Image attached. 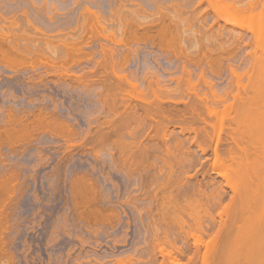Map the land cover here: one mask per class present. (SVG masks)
<instances>
[{
    "label": "rangeland",
    "instance_id": "obj_1",
    "mask_svg": "<svg viewBox=\"0 0 264 264\" xmlns=\"http://www.w3.org/2000/svg\"><path fill=\"white\" fill-rule=\"evenodd\" d=\"M121 1H123V2H121ZM197 1L198 0H184V1L183 0H94V1H92V0H81V1L80 0H76V1L75 0H0V16H1L0 17V20H1L0 25H1V27L5 26V29H6V30H4V29L2 30V28L0 27V32L2 31L0 33V37H2V36L4 37V40L2 39L3 37L0 38L1 39L0 40V67L2 66L0 68V74H1L0 75V91L4 95V92L9 89L7 92H5V95H6V96L4 95L5 98L0 93V95H1L0 96V104H2V103H3L2 105H4V104L5 105L6 104L7 105L8 104L9 105L15 104L14 101L19 102L17 104H20L25 99L24 103L25 102L29 103L26 101V100H29V101H31L30 102L31 106H34L35 102H36L37 106H39V105L42 106V104L43 105L48 104L46 106L50 107L49 111H51V110L53 111V112H51V114H52V115H50L51 117H49L50 119H48L47 121H45L43 123L40 122L39 124L37 121L35 124L36 126H34V128H30L29 129L30 131H27L28 129L26 131L25 130L24 131L23 130L14 131L13 129L11 131V129H9L10 133L8 131L5 133H2L3 134L2 137L0 136V143L4 144V145L0 144V145H2V146H0V178H1V181H3L2 178L4 177L5 174L7 175L10 172H11V174L14 173V175L8 174L9 176H12V178L14 176V181L11 180L10 185H8L9 181L5 182V184H4V182H3V184L0 183V188H1V190H0V203H1L0 204V241H1L0 242V248L2 249V250L0 249V264H76V262H77V264H79V263L85 264V262L87 264L88 262L91 261V259H93L92 257H95V255H97V256H100L101 254L104 255V254H106V252L110 256V257H107V259L112 260L114 258H117V257L123 255L125 252H127V253L134 252L133 250L135 249V247L136 248L138 247V248H140V250L142 249V251H143V247L146 248L147 246H145V245L146 244L149 245L150 244L149 242L153 241L152 240L153 236H154V238L156 235H157V237L160 236V238H161V236L163 237V235H162L163 233L162 234L159 233L160 227H161V232H162V230H164V232H166L165 231L166 229H163V227L164 228L167 227V230L172 234L173 238L175 237L174 238L175 241H174L173 238L171 239V237L168 236L170 240H173L172 243L174 245L178 246L181 244L180 246L181 247L183 246L182 249H183L184 253L178 254V255H181V257L179 256V259L183 263L184 262L189 263L190 262L189 259L194 257V255H195V254H193L192 257H190V255L194 251L191 250L192 253H190V248L192 247L191 249H193V246L189 247V244L192 243L193 238L191 235H190L191 237L189 236V234H190L189 232H192V233L196 232L197 233L198 231H196V230H198V227H196V226L194 227L195 222L192 220L191 217H189L190 215L188 214V212H190V210L188 209L189 206L187 203L191 202V203H193L195 205L197 204L199 206H201L203 204L204 207L205 206L207 207L209 213L211 212L210 214H213V215L215 214L214 216H216L217 212L220 211L225 205H226L225 207H227L228 204L231 205L230 207H232V208L235 206V208H233L234 210L231 208L232 209L231 213L236 211V209H237L238 205H240L239 203H241V201L238 202L236 200V202L235 201L234 202H235V204H237V202H238V204L235 205L233 203V205H232V201L230 200V197L232 194V192H231V189H232L231 185L232 184L229 183V181L231 182L233 180L234 182L238 183L239 179H241L240 175H238L239 172L236 173L238 171L237 169H238L239 165H237L238 167L236 168L235 164L232 166V163L230 162L231 160H226L228 163L226 161H224V162H226L228 165L225 163V165H226L225 167L227 168V166H228V168L226 169L224 166L220 167V168H222V171H220L221 170L220 168L218 169V167L216 168V167L212 166V163L214 161L210 160V158L212 157L211 150L208 151L205 158L201 157L199 161L198 160H193V161L185 160L187 156L191 158V155L188 152H185V150L184 151L182 150V152H181V150L178 151V147H179L178 143H177L179 141L178 131H180L183 126L186 127V125H188V127L196 128V130H198V128L200 129V127L203 128L204 126H206L205 123L201 119L202 116L204 117V114L206 116V113L203 111L204 109L200 108L201 110H198V111L196 110L197 113L194 112V110H192V112H193L192 113L190 111L192 108L189 107L191 104L193 106V105H196V102H198V99L195 96L196 91L201 90V92L203 91L205 93H208V91H209L208 86L205 88V86L200 85L202 83H200L198 85V83L200 81V76H201L200 75L201 74L200 69H202V71L205 69L204 72L206 71L205 76H208L207 78H209V79L206 78L208 81H212V82L216 83L219 87L225 86V85H222V83L226 84L228 79L230 78V75H229L230 71H228L229 69H227V68H228V66H230V63L231 62L234 63V61L233 60L232 61L227 60V58H226L227 56L225 57V60L222 61L223 63L220 60H219L220 62L218 60L216 61V59H218L216 57L217 56L216 54H217V51H219L220 49L216 50L215 46L217 48L219 45L218 44V42H219L223 45L224 50H225V48H227V50L228 49L230 50V48H232V47L234 48L235 38L231 37L232 36L231 32L226 31V30H229V29L232 30L235 26H237V27H235L234 30H232V31H234L232 33L233 34L237 33V35L235 34L236 36L239 35V32H242L243 34H245L246 31L243 32V30L250 26L249 25L250 22H252L250 24H252L255 27H258V25L260 23L261 27L260 26L259 27L261 29L264 26L263 24H261V23H264V12H262V11H264V9H263L264 5H261L260 3H259L260 5L259 4L254 5L256 0L255 1L251 0L250 1L251 4L253 3L252 6L256 7L258 10L255 8H254L255 9L254 10L252 6L250 7V10H249V6L246 4L247 5V8H246V5L242 4L243 2L240 3L242 5H240V4L237 5V6H244L242 8V7H237L236 5L232 6L231 0H228L231 3H228V2L226 3L223 0H220V1L219 0H217V1L216 0H206V1H209L208 4L206 3L205 0H203V2H201V3L197 2ZM225 1H227V0H225ZM120 2H121V4H120ZM222 2H224V3H222ZM194 3H196V5ZM197 3L198 4L200 3V6H198ZM224 4H226V5H224ZM227 4H231V5L228 6ZM218 5H221V7H219ZM84 6H86V7H84ZM226 6L231 7V8L226 9ZM261 6H263V7L261 8ZM90 7H92V8H90ZM233 7H235V9ZM86 8L90 10L89 11L90 13L87 12ZM194 8H196V10ZM84 9L87 13L84 12ZM193 9L195 11H193ZM201 9L203 12H201ZM222 9H224V10L222 11ZM239 9H240V11H239ZM241 9L242 10L244 9V10L242 11ZM207 10H208V13H207ZM196 11H198V12H196ZM255 11H257V12H255ZM258 11L260 13L261 12L262 13L260 15H258L259 14ZM80 12H82V14ZM83 12H84V14H83ZM193 12L194 13L196 12L197 15H196V13L194 14ZM213 12L216 14H214ZM248 12L250 13V15ZM78 13H79V15H78ZM142 13H143V16H142ZM160 13H162L163 19L160 18L161 17ZM89 14H90V18H91V19L89 18L90 22L88 21V16H87ZM229 14H231V15L229 16ZM2 15L3 16L5 15L4 19H3ZM94 15L97 17L98 20L96 19V17ZM206 15H207V17H206ZM248 15H249V17H248ZM82 16L83 17L87 16V17L83 18ZM120 16H121V18H119ZM164 16H165V19H164ZM178 17L181 18L183 21L181 19H179ZM183 17H184V19H183ZM236 18H237V21H240V23L239 22L238 23L242 24V25L244 24V27H245L243 30H242L243 27L241 29H239V32L237 30L239 27H238V23L236 21ZM27 19L30 22H32L34 25H36V27L41 28L43 30H44V28L48 29V27H50L49 29L52 32H49L50 36L48 38V41L52 47H56V48L59 47L57 49V51H58L57 53L59 54V56H61V54H62V56L59 57L60 61L58 60V58L55 57V55L51 54V52L53 50L50 51L48 49L49 50L48 52L47 51L44 52L43 49H45V48L42 49L43 53L41 51H36L35 55H34L35 57L33 55H28L25 57L24 55H21V54L18 55L17 53L10 50V48H11L10 46L14 45L11 43L25 42L26 37H28V36H30L31 38H37V39L41 40L40 38H42V37L39 36L41 33L38 31L37 33H39V34H37L36 31L38 29L33 28V26L31 24H28ZM86 19H87V22H86ZM200 19L203 20L204 22H201ZM26 20H27V23H26ZM103 20L104 21L106 20L107 22L106 21L102 22ZM212 20H214V21H212ZM126 21L129 25L126 24ZM177 21H179V22H177ZM211 21H212V23H211ZM254 21L256 23L259 21L257 23L258 25H255ZM3 22L5 23V25ZM11 22H13V23H11ZM79 22H80V24H79ZM247 22H248V24H247ZM10 23H11V25H9ZM16 23H17V25H16ZM58 23H59V25H58ZM146 23L148 24V26ZM149 23H150L151 27L149 26ZM169 23H171V24H169ZM2 24H3V26H2ZM14 24H15V26H14ZM47 24H48V26H47ZM86 24L88 27L83 26ZM216 24L218 25V27H220L219 28L220 30L218 29ZM51 25H52V27H51ZM127 25H128V27H127ZM137 25L139 27H136ZM167 25L170 28H168ZM198 25H200V26H198ZM209 25H210V28H209ZM219 25H221L223 28L229 27V29H224V32H223V28H221V26H219ZM224 25H226V26H224ZM232 25H235V26H233V28H232ZM161 26L163 27V29L161 28ZM164 26L166 29L164 28ZM8 27H10L9 30H8ZM29 27H30V29H29ZM186 27H187V29H186ZM259 27H258V29L257 28L255 29L256 30V32H255L256 36L259 32L258 31ZM26 28H28L29 30ZM79 28H81V29H79ZM188 28H190V29L188 30ZM145 29L147 30V33H145L146 32ZM195 29H196V31H195ZM217 29L224 34V35L221 34V36H220L221 37L220 39H222L221 41L217 39V38H219V36L217 35V32H219V31ZM261 30L263 31V29H261ZM33 31H35V33ZM56 31L58 33H56ZM74 31H76V32H74ZM82 31H83V35L87 36L86 39H85V37L82 36ZM151 31H153V32H151ZM225 31H226V33H225ZM262 31H261V33L264 34ZM77 32L80 35H78ZM181 32H183V33H181ZM184 32H186V33H184ZM227 32L228 33L230 32V34H228ZM12 33H14L15 38L13 37L14 35ZM65 33H67V34H65ZM126 33H128V34H126ZM155 33L157 35H155ZM161 33H162V35H161ZM200 33H201V35H200ZM207 33L211 36H209ZM210 33H213V34H210ZM214 33H215V36L217 35V37L213 36ZM4 34H5V36H4ZM7 34L8 35L11 34L10 37ZM32 34L34 37L31 36ZM54 34L56 36H54ZM58 34H59V36H58ZM146 34L148 35L147 37H146ZM164 34H165V36H163ZM181 34H183V35H181ZM247 34H250V33H247ZM16 35H19V38ZM37 35H38V37H37ZM60 35L62 37H60ZM67 35H68V37L69 36H71V37L68 38ZM112 35L113 36L116 35V36H114L112 38ZM158 35H161L163 37L160 38L161 36H158ZM258 35L261 36V34H258ZM41 36H44V35L41 34ZM57 36H58V38H57ZM168 36H170V37H168ZM246 36H245L246 39L244 38L246 42L248 39L252 40V39H250L252 37L255 38L254 41L259 42L258 39H260V38H256L255 35L254 36L248 35V37H246ZM44 37H46V36H44ZM186 37L189 40L186 39ZM13 38L16 39L17 42H15L13 40ZM60 38H62V40H63V38H64V40L68 39L70 42L73 41V43H74L73 46H76L77 44H79V45H77L78 47L81 45L80 48L82 47L83 44H84V46L81 48V50H80V48L76 49L77 47H73L75 50L79 51V52L76 51V53L74 52V54H75V57H74L73 51H71L74 49L70 48L69 49L70 51H68V49H66L67 47L65 48V47L61 46L59 44L60 43L59 41H61ZM74 38L76 41L74 40ZM103 38H104V40H103ZM140 38H142V39H140ZM158 38H160V41ZM206 38H209L208 42H207L208 39H206ZM7 39L9 42L7 41ZM84 39H85V42L87 44L84 42L82 43L81 40H84ZM157 39H158V41H157ZM225 39H226V41H225ZM263 39H264V35H263V38L261 40H263ZM43 40H45V38L44 39L42 38V40L39 42H43ZM123 40H124V42H123ZM148 40H150V41L148 42ZM162 40H165L166 42L164 41V43H167V45L163 44ZM11 41H14V42H11ZM92 41H93V43H92ZM117 42H119V44H117ZM142 42L145 43L146 45L143 44ZM251 42H253V41H251ZM1 43H4V44H1ZM57 43H58V45H57ZM113 43H115V44H113ZM214 43H215V46H214ZM241 43H244V42H241ZM261 43L263 45L262 44L258 45V43H257L256 46H259L260 48H261V46L264 47V42H261ZM54 44H56V45H54ZM209 44H210V46H209ZM103 45L105 47H103ZM150 45H152V46H150ZM168 45H170V46H168ZM181 45H183V46L181 47ZM200 45H203L202 46L203 48ZM228 45H229V47L230 46L231 47L228 48ZM1 46H5V47L1 48ZM42 46H45V45L42 44ZM195 46H197V47H195ZM206 46H208V47L206 48ZM240 46L242 47V46H244V44L243 45L241 44ZM12 47L13 48L15 47L14 49H16L15 45ZM61 47H63V48H61ZM150 47L153 49H151ZM193 47H195V48H193ZM64 48H65V50H64ZM182 48H184L185 50ZM212 48L215 49L214 52L210 51ZM260 48H257L258 51ZM253 49H255V47L254 48L251 47L250 50L253 51ZM257 49H255V50H257ZM5 50H7V52ZM158 50H159V52H158ZM162 50H164V51H162ZM205 50H209V52H206L207 54L209 53V55H210L208 60L204 59V60L200 61L201 64L200 63L195 64L194 62L193 63L191 62L192 65L189 64L190 63L189 58L190 59L195 58V57L200 58V56H202L201 52L205 51ZM255 50H254V52H255ZM1 51H2V53H1ZM67 51H68V53L71 52L72 54L67 53L68 55L65 56ZM87 51H88V53H87ZM92 51H94V52H92ZM127 51H129V52H127ZM248 51H249V49H248ZM258 51L256 52V54L261 55V50H260V52H258ZM37 52H40V54ZM104 53H105V55H104ZM258 53H260V54H258ZM127 54H128V56H127ZM63 55L65 57H63ZM211 55H213L214 58ZM225 55H227L226 52H225ZM18 56H19V58H18ZM20 56H21V58H20ZM29 56H32L33 59H32V57L29 59L28 58ZM41 56H43V59L39 58ZM261 56H264V55L262 54ZM261 56H260V59L262 58ZM45 57L49 61L50 60L51 61L57 60V61L49 63V62H47L48 60ZM123 57L125 60L122 59ZM126 57H127V59H126ZM1 58H2V61H1ZM53 58L55 60H52ZM64 58H65V60L67 59L66 60L67 62L64 60ZM178 58H180V59H178ZM68 59H70V61ZM263 59H264V57L262 58V61L261 60L260 61L263 62L264 61ZM127 60H128V62H125ZM58 61L60 62L59 64H58ZM105 62H107V63H105ZM178 62H181V63H178ZM43 63H45V64L47 63L46 65H48L49 68L51 67V66H49V64L51 65L53 63V65H52L53 67H51L52 69L50 68V70H48L49 68L47 69V66H44ZM185 64H186V67L188 69L186 68L184 70L183 66ZM205 64H207L209 66H207ZM211 64H212V66H211ZM8 65H10V66H8ZM41 65H43L44 67H41ZM58 65H59V68H58ZM6 66L10 67V69L9 68L6 69ZM28 66H29V68H28ZM37 66L38 67L40 66V67L38 68ZM20 67H21V69H20ZM22 67H23V71H21ZM32 67L35 70L32 71ZM14 69H16V70H14ZM36 69H37V71H40V72H37ZM43 69L47 70L48 72H46ZM56 69H58V70H56ZM68 69H69L70 73L68 72ZM167 69H169V73H168ZM222 69L225 73L222 71ZM7 70H8V72H7ZM66 70H67V72H65ZM11 71L12 72L14 71V72L12 73ZM24 71H28V72L25 73ZM51 71H52V74L56 73L59 77H62L65 79H63V80L61 79L60 84H59L58 81L60 78L58 80L55 79V78H58V76L55 77L56 75L53 74L54 75L53 80L50 82V80L52 79V74H47V73H51ZM53 71H55V72H53ZM59 71H61V72L59 73ZM101 71H103V72H101ZM171 71H173V73ZM187 71H188V73H187ZM199 71H200V73H199ZM64 72H65L66 76H64L65 75ZM83 72L85 74L87 73L86 74L87 76H85L86 79H84V78L82 79V77L85 75V74L83 75ZM88 72H90L91 74ZM20 73H22V74H20ZM68 73L71 75V76L70 75L69 76L71 78H73L72 80L70 77L67 76ZM75 73H76V75H75ZM123 73H124V75H123ZM218 73H219V75H217ZM3 74H4V76L2 77ZM72 74H74V75H72ZM224 74L227 76H225ZM6 75H8V76H6ZM14 75L15 76L17 75L16 76L17 78L14 77ZM22 75H24L26 77H24ZM28 75L32 79H30L28 77ZM47 75H49V77L51 78L50 80H49V77ZM160 75H162V76L160 77ZM171 75L174 77V80L170 79L171 80L170 81L169 77ZM20 76H22V77H20ZM40 76H42V78H41L42 80H39ZM73 76H77L78 79L80 78L79 80H76L77 78L75 79L77 84L74 82L75 77H73ZM99 76H100V78H99ZM175 76H177V77H175ZM218 76L222 80H219ZM4 77H7L8 82L6 81V78H4ZM27 77H28L29 81L36 79L39 82H37L36 80H34V81H36L37 84L34 81H32L33 84H31V82L30 83L26 82ZM46 77H48L49 81L46 80L47 79ZM130 77H132V78H130ZM185 77H187V78H185ZM19 78H21V79H19ZM23 78H25L26 81H24ZM176 78H178L179 80L178 79L176 80ZM157 79H158L159 83H156ZM121 80L122 81L124 80V81L122 82ZM191 80L193 82H195V84H194L195 86L196 85L200 86V88L197 86L199 89H197V87H194L197 89V90L195 89L196 91H194V89L191 87V86H193V82ZM9 81H10V83H9ZM41 81L42 82L46 81L48 84L43 82L44 85H42ZM53 81L54 82L56 81L55 84ZM68 81L71 82V84H69ZM125 81H127V82L125 83ZM130 81L133 84L135 83V85H133ZM163 81H165L164 84L165 83H168V84H166V85L162 84ZM197 81H198V83L196 84ZM16 82L17 83L21 82V84L23 83L25 85L24 89L26 87L25 91H27V93L24 92L25 93L24 96L27 97L28 95L31 94L29 96V99L22 98V94L20 92H18L19 89L17 87L18 85L16 84ZM63 82L65 83V85H63ZM66 82H68L67 83L68 85L66 84ZM72 82H74L75 84ZM190 82H192V83H190ZM7 83L10 84L11 86L8 85ZM39 83H40V85H39ZM82 83L85 84V87H84V85L82 86ZM154 83H155V85H154ZM30 84H31V86H30ZM73 84H74V87H72ZM150 84H151V87H149V89H147V87ZM179 84H180V87L178 86ZM33 85H35V87ZM90 85L92 86V88L90 87ZM113 85H115L116 87ZM162 85L166 88V90L168 89L167 91H164L163 94L161 92L162 89H161V91H159L160 87L165 89L164 87H162ZM57 86H60V87H57ZM68 86H70V88H74V90L77 89L76 91H78V92L75 91L76 92L75 93L73 91V89L70 90ZM168 86L170 87V90H169ZM10 87H11V89H10ZM16 87H17V89H16ZM36 87L39 89H37ZM81 87H83L84 94L87 97L84 94L80 95V92L82 91ZM32 88H33V90L34 89L35 90L33 91ZM48 88H49V90H48ZM85 88L87 91L85 90ZM150 88H151V90H150ZM79 89H80V91H79ZM146 90H148V91H146ZM152 90H153V92H152ZM154 90L156 91V93L158 92L157 94L159 96H157V94L154 92ZM10 91H12L11 92V94L13 93L12 95H10ZM85 91H86V93H85ZM118 91H119V93H118ZM108 92H110V93H108ZM112 92H114L115 94ZM136 92H138V93H136ZM140 92L142 94H139ZM81 93H83V92H81ZM130 93H131V95H130ZM164 93H165V95H164ZM7 94H8V96H11V98L7 97ZM32 94H36V95H32ZM43 94L46 95L47 97H45ZM15 95H18V98L21 97V101H20V99L16 98ZM57 95H58V97H57ZM40 96H41V100H40ZM43 96L46 98L45 100L43 99L44 98ZM13 97L16 99H14ZM48 97L51 99V101H50V99L47 100ZM55 97H56V99H55ZM84 97H86V98H84ZM36 98H38L37 99L38 102L36 101ZM11 99H14V100H11ZM32 100L33 101L35 100L33 102V104H32ZM57 100H58V102H57ZM54 103H55V105L57 104L56 107H55ZM49 104L51 106L52 105H54V106L51 107ZM75 105H77V106L75 107ZM61 106H63V107H61ZM68 106H70V107H68ZM156 106H158L159 108ZM54 107H55V109H54ZM195 107H197V106H195ZM51 108H53V109H51ZM64 109H67V110L65 111ZM69 109H71L72 112H71V110L68 111ZM161 109H163V110H161ZM180 109H182V112ZM185 110H187V112ZM57 112H59L60 114L59 113L56 114ZM198 112H200V113H198ZM54 113H55V115H54ZM221 113L222 114L225 113V114H223V117L225 119L227 117L228 120L227 119L226 120L229 122L228 123L226 120L224 122V120H223L224 118H223L222 123H221V125H223V127H220V129H219L221 132L223 129L225 130V131L223 130V133H222L223 137H221V139H224L223 141L225 142L226 138L227 137L229 138L228 134L231 135L230 130H232V126H234L231 123L233 113L230 112V110L229 111L227 110V112H221ZM183 114H184V116H183ZM63 115H65V116H63ZM190 115H191V117H190ZM217 115H219V114H217ZM0 116H2L1 112H0ZM215 116H216V114H214V115L212 114V116L207 117V120L209 122L207 125L208 126L207 130L210 131L209 132L210 136H212V134L214 132L213 128H215V124H216L215 121H217V124L220 123V120L218 119V117L217 116L215 117ZM230 116H232V117L230 118ZM178 117H180V118H178ZM213 117H214V119H213ZM215 119H217V120H215ZM51 121H53V122L51 123ZM64 123H66V124H64ZM230 123H231V126L229 125ZM0 124H2V123H0ZM62 124L65 125V127ZM70 125H71V127H70ZM179 125H181V126H179ZM210 126H213V127H210ZM230 127H231V129H230ZM4 130L7 131L5 128H4ZM217 131H218V129H217ZM173 132H174V135H172ZM143 133H144V135H143ZM165 133H166V137H165ZM9 134H10V136H8ZM167 134H168V136H167ZM193 134L194 133H192V136L194 137ZM169 135H171V136H169ZM198 135H200V133H198ZM198 135H197L198 140L204 139L202 141L200 140V142H202L201 144L206 142L205 145H209V146L211 145V143H212L211 140H207L208 141L207 142L205 139L207 137L204 134H203V136L201 135L202 137H199ZM225 135L227 137H225ZM160 136H161V139H160ZM193 137H192V139H193ZM228 138H227V141H228ZM152 139H153V141H152ZM174 139H175V141H174ZM208 139H211V138L208 137ZM8 140H10V142ZM31 140H32V142H31ZM172 140L175 143L172 142ZM70 141H72V142H70ZM193 141L196 142L195 140H193ZM224 142H223V144H224ZM71 143L73 144V146ZM144 144L145 145L147 144V145L145 146ZM151 144H153V146ZM226 144H228V143L225 142L224 146H226ZM192 145H193L192 149H196V143L195 144L192 143ZM151 146H152L153 150L150 148ZM154 146H155V148H154ZM173 146H174V148H172ZM157 148H159V149H157ZM167 148L169 150L166 152ZM147 149H149V150H147ZM154 149H155V151H154ZM172 149H173V152H172ZM18 151H20L21 153ZM22 151H23V153H22ZM17 152H18V154H17ZM183 152H185V154ZM76 154H78V155H76ZM147 155L149 157H147ZM153 155H154V157H153ZM156 156H158V159ZM182 156H183V158H182ZM67 157H69V158H67ZM178 159H180V160H178ZM254 161L251 160V162H254ZM54 162H55V164H54ZM206 162H207V164H206ZM238 162H243V161L238 160ZM249 162H250V160H249ZM3 163H4V165H3ZM35 163H36V165H35ZM58 163H59V165H58ZM172 163H173V165H172ZM191 163H193V164L191 165ZM229 164L231 166H229ZM220 165H221V163H220ZM91 166H92V168H91ZM217 166H219V165H217ZM233 167L236 168V171H235V169H232ZM12 168H14V169H12ZM214 168H216V169H214ZM9 170H11V171H9ZM230 170H231V172H230ZM53 171H54V173H53ZM219 172L220 173L222 172V175L224 173H226V174H224L222 176ZM234 173H235V175H234ZM80 175H82V176H80ZM84 175H86V176H84ZM203 176H205V177H203ZM72 177H73V179H72ZM225 177H227L226 179H230V178L231 179L226 182V179H224ZM232 177H234V178H232ZM3 179H5V178H3ZM235 179H236V181H235ZM161 181H163V182H161ZM174 181L176 184L174 183ZM180 181H182V182H180ZM167 182L169 184H167ZM211 182H214V183L212 184ZM223 182L224 183L226 182V183L224 184ZM198 183H199V185H198ZM67 184H69V185H67ZM173 184L175 185V187ZM193 184H196V185L193 186ZM218 184L222 185V186L224 184V186H223L224 189L225 190L227 189L225 192V195L223 197L224 199L221 202L222 204L219 203V207H217L218 203H216V202L214 203L213 199H210V198H212V196L210 197V194L215 192V191L213 192L214 186H217ZM238 184H236V185L238 186ZM11 185L12 186L14 185V186L12 187ZM165 185L167 186V188ZM190 185H191V190L189 187ZM205 185H206V187H205ZM227 185H230V186H227ZM71 186L73 187L74 190L70 191V189H72ZM187 186L189 188H187ZM7 187H9V188H7ZM164 188H166V189H164ZM169 188L173 192H171ZM197 188L198 189L200 188L202 191L199 193L197 191ZM21 189L23 190V192ZM179 189H180V191H179ZM193 189H195L196 191H193ZM186 190H187V194H186V197H184L183 194L186 193L185 192ZM203 190L206 192H204ZM208 190L211 192L210 194H209ZM19 191H21V192H19ZM162 191H165L164 193H166L168 191L167 193L169 195L166 194L167 196L164 197L165 194ZM188 191H190L189 193L191 195L188 193ZM179 192H181L182 195H180ZM3 193H5V194H3ZM155 193H157V194H155ZM160 193H161V195H160ZM204 193L206 194V196L208 194L209 198H208V196L205 197ZM34 194H35V196H34ZM74 194H75V197H74ZM170 194H174V195L171 196ZM144 195L146 197H143ZM149 195H151V196H149ZM153 195H155V197H154L155 199L153 198ZM157 195H160L161 199ZM187 195L188 196L190 195L189 196L190 199L188 198ZM192 195H194V196H192ZM79 196H81V197L83 196L84 198L83 197L81 198ZM168 196H170V200H172V201H174V199H171V198H173L174 196H177L176 200L182 199L183 205L185 204V203H183V201H184L183 198L189 199V201H186L187 199L185 200L187 203H186V205H184V206H188L185 208L189 211L185 210L184 213L181 212L180 214L182 216H184L182 218L186 222L189 221L190 225L194 223L193 225H191L192 228L190 227V229H193L194 232L189 229V231L187 233H184V232H186V227H184L182 230L181 226H179L180 225L179 222H178V226H177V221H179V220L175 221L173 216H171V218H170L169 215H170V213L173 214V212H168L169 214L167 216H169V217H166V218H168V219H166V221H165V219L164 220H162V219L155 220L158 217L160 218L159 215H161V214L158 215V213H160L162 211V210L158 211L159 207H157V206H160L161 202H163L162 203L163 205L169 204L170 200H169V198H166ZM2 197H3V200H2ZM5 197L7 199H5ZM163 197L166 200L168 199L167 203L164 202L166 200L165 199L163 200ZM195 198L199 203H197V201L195 202ZM247 198H251V196L244 197L243 199H241L242 202L247 204L248 203ZM86 199H88V200H86ZM153 199H154V201H153ZM192 199H193V201H191ZM200 199H201V201L203 200L204 202L203 201L201 202ZM84 200L86 201L85 206H84V202H82ZM91 200L92 201L94 200V201L92 202ZM106 200H107V202H106ZM208 201H209L211 206L209 205V203H208V205L206 204ZM227 201H230V202L227 203ZM81 202H82V204H81ZM78 203H80V204H78ZM215 204H216V207H215ZM134 205H135V207H134ZM203 205L201 207H203ZM165 206L167 207V205H165ZM170 206H169V208H167V210H163V211L164 212L169 211ZM199 206H197V207H199ZM76 207L79 209H77ZM153 207L155 208V210ZM201 207H200V210L202 209ZM208 207H210V208H208ZM212 207H215L217 209H214ZM160 209H166V208H160ZM172 209H173V207H172ZM82 210H84V211H82ZM92 211L94 213H92ZM156 212H157V214H156ZM164 212H162V213L164 214ZM136 213H138V214H136ZM73 214H75V215H73ZM177 214H178V212H177ZM180 214L177 215L175 219H177V218L179 219L178 216H180ZM223 214H225V215L224 216L222 215L223 216L222 219L226 220L225 219V218H227V217H225V216H227L226 212ZM107 215H109V216H107ZM156 215H158V216H156ZM86 216H88V217H86ZM228 216H229V214H228ZM74 217L76 220L73 219ZM208 217H209V215L207 217H205L206 223H209V221H210V218H208ZM185 218H187V219H185ZM216 218L218 219V216ZM73 220H75V221H73ZM83 221H85V222H83ZM155 221H156V223H155ZM164 222H166V226H165ZM191 222H193V223H191ZM163 223H164V226L162 225ZM189 223H186V226ZM149 224H152V225L157 224L158 227L157 226H155V227H157L159 229V232L156 233V231L158 229L157 228H156L157 230L152 229L154 227V225L151 226ZM159 224H160V226H159ZM149 226L151 227V229H149L150 228ZM176 226H177V228H176ZM172 228L174 230H172ZM89 230H90V232H89ZM187 230H188V228H187ZM95 231H98V232L95 233ZM179 231H180V233H179ZM92 232H94V233H92ZM148 232L150 235L148 234ZM181 232L184 233L185 236H186V234L189 233L188 234L189 239H187V241L189 240L188 242H190V243H188L186 241L185 236H182L183 234ZM151 233L154 235H151ZM166 233H164V234H166ZM167 235H169V234L167 233ZM212 236H213V234H212ZM212 236L210 234V237H208V240L212 239ZM163 238H161V239H163ZM122 241L125 243H123ZM134 242H135V244H134ZM138 242L141 246L138 244ZM144 242H146V244H144ZM184 242H185V244H187V243L188 244L185 245ZM111 243L114 245L115 248H112L113 245ZM136 244H137V246H136ZM182 244H184V245H182ZM107 245L109 246L110 249L108 248ZM167 247L170 248L169 246H167ZM184 247L189 248V249L188 250L184 249ZM147 248L149 251V247H147ZM94 249H96V250H94ZM111 249H113V250H111ZM128 249H130V250L132 249V250L130 251ZM119 250H120V252H119ZM145 251H147V249H144V252ZM187 251H188V253H187ZM102 252H104V254ZM144 252H141L139 254L137 253L138 256L140 254H143V255L139 256V257H141L140 258L141 263L139 262V264H150V262H149L150 260L152 263L153 259L152 258L150 259V257H151L150 253L148 255V252H146V253H144ZM116 254H118V255H116ZM145 254H147V255H145ZM178 255H177V257H178ZM4 258H5V260L3 261ZM196 258H197V256H196ZM88 259L90 261H88ZM158 259L161 261L162 257L159 256ZM200 259L201 258L199 257V258L194 259V260H197L198 264H206V263H201L202 261ZM197 261H194V263L196 264ZM212 261H211V263H212ZM211 263H209V264H211Z\"/></svg>",
    "mask_w": 264,
    "mask_h": 264
},
{
    "label": "bare ground",
    "instance_id": "obj_2",
    "mask_svg": "<svg viewBox=\"0 0 264 264\" xmlns=\"http://www.w3.org/2000/svg\"><path fill=\"white\" fill-rule=\"evenodd\" d=\"M76 1V0H75ZM81 1V0H80ZM92 1H94V0H92ZM184 1V0H183ZM206 1V0H205ZM217 1V0H216ZM220 1V0H219ZM224 2H228V3H231V2H229L228 0L227 1H225V0H223ZM232 1V6L233 5H239L240 3H242L243 5H248L249 6V10H250V7L252 6V4H251V0H231ZM253 1V0H252ZM255 1V0H254ZM115 2V1H114ZM121 2H123V1H121ZM121 2H120V4H121ZM197 2H203V0H198ZM208 2L209 1H206V3L208 4ZM214 2V1H213ZM224 2H222V3H224ZM89 3V2H88ZM192 3V2H191ZM200 3L198 4V6H200ZM261 4V5H264V0H256L255 1V3H254V5H256V4ZM74 4V3H73ZM116 4V3H115ZM195 5H196V3H194ZM218 4V3H217ZM221 4V3H220ZM231 4H227L228 6H230ZM242 4H240V5H242ZM259 4V5H260ZM224 5H226V4H224ZM247 5H246V8H247ZM83 6V5H82ZM219 7H221V5H218ZM228 6H226V9L227 8H231V7H228ZM258 6V5H257ZM84 7H86V6H84ZM124 7V6H123ZM166 7V6H165ZM171 7V6H170ZM176 7V6H175ZM196 7V6H195ZM207 7V6H206ZM237 7H244V6H237ZM236 7V8H237ZM253 7V9L255 8V9H257L256 7H254V6H252ZM263 6H261V8H262ZM88 8V7H87ZM86 8V9H87ZM90 8H92V7H90ZM96 8V7H95ZM173 8V7H172ZM217 8V7H216ZM224 8V7H223ZM234 9H235V7H233ZM121 9V8H120ZM147 9V8H146ZM174 9V8H173ZM192 9V8H191ZM195 10H196V8H194ZM193 9V11H195ZM198 9V8H197ZM211 9V8H210ZM225 9V10H226ZM238 9V8H237ZM254 9V10H255ZM264 9V8H263ZM144 10V9H143ZM172 10V9H171ZM177 10V9H176ZM181 10V9H180ZM224 9H222V11H223ZM230 10V9H229ZM242 10V9H241ZM244 10V9H243ZM242 10V11H243ZM258 10V9H257ZM261 10V9H260ZM90 10L89 9H87V12H89ZM178 11V10H177ZM239 11H240V9H239ZM241 11V12H242ZM70 12V11H69ZM84 12H86L85 11V9H84ZM84 12H83V14H84ZM86 12V13H87ZM94 12V11H93ZM137 12V11H136ZM179 12V11H178ZM182 12V11H181ZM180 12V13H181ZM196 12H198V11H196ZM195 12V13H196ZM201 12H203L202 11V9H201ZM212 12V11H211ZM229 12V11H228ZM227 12V13H228ZM235 12V11H234ZM254 12V11H253ZM255 12H257V11H255ZM259 12V11H258ZM262 12H264V11H262ZM261 12V13H262ZM81 14H82V12H80ZM90 13V12H89ZM92 13V12H91ZM133 13V12H132ZM139 13V12H138ZM164 13V12H163ZM179 13V14H180ZM194 13V12H193ZM194 13V14H195ZM207 13H208V10H207ZM214 13V12H213ZM240 13V12H239ZM238 13V14H239ZM249 13V12H248ZM260 12H259V14L258 15H260L261 14ZM3 14V13H2ZM80 14V15H81ZM93 14V13H92ZM91 14V15H92ZM161 14V17L160 18H162V13H160ZM177 14V13H176ZM192 14V13H191ZM199 14V13H198ZM214 14H216V13H214ZM236 14V13H235ZM241 14V13H240ZM246 14V13H245ZM74 15V14H73ZM78 15H79V13H78ZM112 15V14H111ZM125 15V14H124ZM149 15V14H148ZM178 15V14H177ZM196 15H197V13H196ZM231 14H229V16H230ZM249 15H250V13H249ZM249 15H248V17H249ZM3 16V15H2ZM5 16V15H4ZM4 16H3V19H4ZM88 16V21H89V18H90V14L89 15H87ZM86 16V17H87ZM95 16V15H94ZM99 16V15H98ZM142 16H143V13H142ZM179 16V15H178ZM212 16V15H211ZM216 16V15H215ZM233 16V15H232ZM231 16V17H232ZM256 16V15H255ZM1 17V16H0ZM78 17V16H77ZM83 17V16H82ZM85 16L83 17V18H86ZM96 17V16H95ZM141 17V16H140ZM159 17V16H158ZM157 17V18H158ZM188 17V16H187ZM206 17H207V15H206ZM245 17V16H244ZM80 18V17H79ZM102 18V17H101ZM119 18H121V16L119 17ZM118 18V19H119ZM133 18V17H132ZM143 18V17H142ZM179 18V17H178ZM189 18V17H188ZM214 18V17H213ZM216 18V17H215ZM239 18V17H238ZM242 18V17H241ZM2 19V20H3ZM70 19V18H69ZM76 19V18H75ZM91 19V18H90ZM96 19H97V17H96ZM95 19V20H96ZM163 19V18H162ZM164 19H165V16H164ZM167 19V18H166ZM169 19V18H168ZM179 19H181V18H179ZM183 19H184V17H183ZM186 19V18H185ZM195 19V18H194ZM199 19V18H198ZM204 19V18H203ZM212 19V18H211ZM246 19V18H245ZM7 20V19H6ZM28 20V19H27ZM27 20H26V23H27ZM82 20V19H81ZM85 20V19H84ZM98 20V19H97ZM129 20V19H128ZM149 20V19H148ZM176 20V19H175ZM178 20V19H177ZM182 20V19H181ZM201 20V19H200ZM1 21V20H0ZM11 21V20H10ZM16 21V20H15ZM106 21V20H105ZM104 20L102 21V22H105ZM123 21V20H122ZM137 21V20H136ZM183 21V20H182ZM192 21V20H191ZM212 21H214V20H212ZM212 21H211V23H212ZM236 21H237V18H236ZM48 22V21H47ZM85 22V21H84ZM83 22V23H84ZM86 22H87V19H86ZM85 22V23H86ZM90 22V21H89ZM94 22V21H93ZM107 22V21H106ZM118 22V21H117ZM141 22V21H140ZM143 22V21H142ZM147 22V21H146ZM166 22V21H165ZM171 22V21H170ZM177 22H179V21H177ZM201 22H204L203 20H201ZM200 22V23H201ZM240 23V21H237V23ZM255 22V21H254ZM259 22V21H258ZM257 22V23H258ZM263 22V21H262ZM4 23V22H3ZM11 23H13V22H11ZM11 23L9 24V25H11ZM18 23V22H17ZM17 23H16V25H17ZM49 23V22H48ZM66 23V22H65ZM84 23V24H85ZM153 23V22H152ZM157 23V22H156ZM162 23V22H161ZM164 23V22H163ZM194 23V22H193ZM192 23V24H193ZM210 23V24H211ZM238 23V32H239V29H241L242 27V30L245 28L244 27V24L242 25V24H239ZM250 23H252V22H250ZM249 23V27H247L246 29H244L243 30V32L244 31H246L245 32V34H243L242 32H239V35L238 36H236L237 35V33H232V32H234V31H232V30H234V28L235 27H237V26H235V25H232V28H233V26H235L232 30L231 29H229V27H225V28H223L221 25H219V26H221V28H223V32H224V29H229V30H226V31H230L231 32V37H233V38H235V45H234V48L232 49V48H230L229 47V45H228V48H230V50L228 49L227 50V48H225V50L223 49L224 47H223V45L221 44V43H219L218 41V47L216 48V46H215V43H214V46H215V49L216 50H218V49H220L219 51H217V58L218 59H216V61L218 60H220L221 62L222 61H224L225 60V57L227 58V60H230V61H234V63L233 62H229L230 63V66H228V68L227 69H229L228 71H230V78L228 79V81H227V83L225 84H223L222 83V85H225V86H221V87H219L216 83H214V82H212V81H208L207 79H209V78H207L208 76H205L206 74H205V72H204V70L202 71V69H200L201 70V76H200V81H199V83H198V81L196 82V84L198 83V85L200 84V83H202V84H200L201 86L203 85V86H205V88L208 86L209 88V91H208V93H205V92H201V90H199V91H196L197 89H199L200 88V86H198V85H194L195 84V82H193L192 80V82H193V86H191L193 89H194V91H196L195 93H196V97H197V99H198V102H196V105H193L192 106V104L189 106V107H191L192 109L190 110L191 112H192V110H194V112H196L197 113V111L198 110H201L200 108H203L202 110L206 113V116H205V114H204V117L202 116H200L201 117V119H202V121L205 123V125L206 126H202L203 128H201L200 127V129L198 128V130H196V128H192V127H188V125H186V127L185 126H183L182 127V129L180 130V131H178V137H179V141L177 142L178 143V151H180L181 150V152H182V150L184 151L185 150V152H188L190 155H191V158L190 157H186V159L185 160H191V161H193V160H200V158L201 157H203V158H205L206 157V155H207V153H208V151H210L211 150V154H212V157L210 158V160H213L214 162L212 163V166H214V167H218V169L220 168V167H225L226 165H225V163L227 162L226 160H231L230 162L232 163V166L235 164V166H236V168L238 167L237 165H239V167H238V171L236 172V173H238V175H240V178L241 179H239V184L238 183H236V182H234L233 180V182L231 181H229V183H231L232 185H231V187H232V189H231V192H232V194H231V197H230V200L232 201V205H233V203L235 204V202H236V200L238 201V202H240L241 201V203H239L240 205H238V207H237V209H236V211H234L233 213H231L232 212V209L233 208H235V206L232 208V207H230L231 205H227V207H223L220 211H218L217 212V215L216 216H214L213 214H210L209 213V211H208V209H207V207L205 208L204 207V205H203V207H201V206H199V205H195V204H193V203H187L186 201H189V199H190V191H188V193L190 194L189 196H188V198H186V199H184L183 198V203H185L184 205H186V203L188 204V206H189V210H190V212H188V214L190 215H188L189 217H191L192 218V220L195 222V224L193 223V222H191V223H193L194 224V227L196 226V227H198V230H196V231H198L197 233L196 232H194L193 231V229H190V227H191V225H193V224H191L190 225V223H189V221L188 222H186L182 217H184V216H182L180 213L182 212V213H184V211L185 210H187L185 207H188V206H184L183 204H182V199H177L176 200V198H177V196H174L173 198H171V199H174V201H172V200H170V196H168V197H166V198H169V204L171 205H169V204H165V205H167V207L165 206V205H163L162 203L163 202H161V205L160 206H157V207H159L158 209V211H160V210H162L160 213H158V215L159 214H161V215H159L160 216V218L158 217V218H156L155 220H157V219H162V220H164L165 219V221H166V219H168V218H166V217H169L170 216V218H171V216H173V218H174V220L176 221V220H179V221H177V226H178V222H179V226H181V229L183 230V228L184 227H186V232H184V233H187L188 231H189V229L190 230H192L194 233H192V232H189L188 234H189V236L191 235L192 236V238H193V241H192V243H190V242H188L187 241V239H189L188 238V234H186V236L184 235V233H182L183 235L182 236H185V239H186V241L188 242V243H190L189 244V247L190 246H193V249H191L190 248V253H192V251L191 250H193L194 252L190 255V257H192V255L193 254H195L194 255V257H192V258H190L189 259V263H187V262H182L180 259H179V256L181 257V255H178V254H183L184 252H183V246L181 247L180 245H174L172 242H173V240H170L169 239V237H171V239L173 238V236H172V234L167 230V227L166 228H164L163 227V229H166L165 231L169 234V235H167V233L166 232H164V230H162V232H161V227L159 228L160 229V232H159V229L157 228L158 227V225L157 224H153L154 225V227L152 228V229H155V230H157L156 231V233H163L162 235H163V237L161 236V238H163V239H161L160 238V236H158L157 237V235L155 236V238H154V236H153V241L151 242L150 240V244L148 245V244H146V242H144V244H146L145 246H147V247H149V251H148V248L146 247H143V251H142V249L140 250V248H136L135 246V249L133 250L134 252H132V253H130L129 251V253H127V252H125L123 255H121V256H119V257H117V258H114V259H107V257H110L108 254H107V252H106V254H104V252H102L104 255H100V256H97V255H95V257H92L93 259H91V261L88 259V261H90V262H88L87 264H139V262H140V258L141 257H139L140 255H143V254H140L139 256H138V254L139 253H141V252H144V249H147V251H145L144 253H146V252H148V255H149V253H150V259L152 258L153 259V261H152V263H151V260L149 261L150 262V264H193L194 263V261H197V260H194V259H197V258H201L200 260L202 261L201 263H211V261H212V263L213 264H264V61L263 62H261L262 61V58L264 57V56H261L262 54L264 55V47L263 46H261V48L259 47V46H256L257 45V43H258V45L260 44H262L261 42H264V39L263 40H261L262 38H263V35L264 34H262L261 33V29H263V33H264V26L260 29V23H259V25L255 22L254 24L255 25H258V27H259V32H258V34H261V36L260 35H258L257 34V36H256V34H255V32H256V28L258 29V27H255V26H253L252 24H250ZM0 24H1V22H0ZM24 24V23H23ZM28 24H31L32 26H33V28H36V29H38L37 31H36V33L39 31L42 35H44V36H46V37H44V36H41V34L39 35L40 37H42L43 39L45 38V40H43V42H39V41H41L42 40V38H40L41 40H39V39H37V38H31L30 36H28V37H26V41L25 42H22V43H11V42H17V40L16 39H14L15 38V35H14V33H12L14 36V38H13V40L14 41H11L10 43L11 44H14L15 46H16V49H14L12 46H14V45H11L10 47V50H12L13 52H15V53H17L18 55L19 54H21V55H24L25 57L26 56H28V55H35V52L36 51H41L42 52V49L43 48H45V49H43L44 50V52H48L49 50L51 51V50H53L52 52L54 53H52L51 52V54L52 55H55V57L56 58H58V60H59V57H61L62 56V54H61V56H59V54L57 53L58 51H57V49L59 48H56V47H52L51 45H50V43H49V41H48V38H49V36H50V34H49V32H52L49 28L50 27H48V29H45L44 28V30L43 29H41V28H38V27H36V25H34L32 22H30L29 20H28ZM50 24V23H49ZM67 24V23H66ZM79 24H80V22H79ZM89 24V23H88ZM91 24V23H90ZM102 24V23H101ZM125 24V23H124ZM126 24H128L127 23V21H126ZM125 24V25H126ZM147 24V23H146ZM155 24V23H154ZM159 24V23H158ZM169 24H171V23H169ZM168 24V25H169ZM183 24V23H182ZM185 24V23H184ZM218 24V23H217ZM216 24V25H217ZM223 24V23H222ZM231 24V23H230ZM229 24V25H230ZM233 24V23H232ZM247 24H248V22H247ZM261 24H263L264 25V23H261ZM4 25H5V23H4ZM41 25V24H40ZM54 25V24H53ZM58 25H59V23H58ZM61 25V24H60ZM69 25V24H68ZM74 25V24H73ZM129 25V24H128ZM128 25H127V27H128ZM165 25V24H164ZM167 25V27L168 28H170L169 26ZM197 25V24H196ZM205 25V24H204ZM215 25V24H214ZM227 25V24H226ZM226 25H224V26H226ZM2 26H3V24H2ZM14 26H15V24H14ZM23 26V25H22ZM35 26V27H34ZM47 26H48V24H47ZM55 26V25H54ZM57 26V25H56ZM78 26V25H77ZM82 26V25H81ZM83 26H86V27H88L87 26V24L86 25H83ZM94 26V25H93ZM101 26V25H100ZM146 26V25H145ZM147 26H148V24H147ZM149 26L151 27V25H150V23H149ZM172 26V25H171ZM186 26V25H185ZM198 26H200V25H198ZM207 26V25H206ZM231 26V25H230ZM0 27H1V25H0ZM4 27V28H3ZM3 27H1L2 28V30L4 29V30H6L5 29V26H3ZM18 27V26H17ZM21 27V26H20ZM24 27V26H23ZM22 27V28H23ZM28 27V26H27ZM42 27V26H41ZM51 27H52V25H51ZM68 27V26H67ZM70 27V26H69ZM76 27V26H75ZM80 27V26H79ZM102 27V26H101ZM122 27V26H121ZM126 27V28H127ZM136 27H139L138 25L136 26ZM149 27V28H150ZM158 27V26H157ZM188 27V26H187ZM187 27H186V29H187ZM208 27V26H207ZM217 27H218V25H217ZM9 28L10 27H8V30H9ZM14 28V27H13ZM16 28V27H15ZM21 28V29H22ZM71 28V27H70ZM82 28V27H81ZM81 28H79V29H81ZM161 28L163 29V27L161 26ZM164 28H165V26H164ZM181 28V27H180ZM205 28V27H204ZM209 28H210V25H209ZM220 27H218V29H219ZM12 29V28H11ZM26 29H28V28H26ZM29 29H30V27H29ZM28 29V30H29ZM32 29V28H31ZM35 29V30H36ZM56 29V28H55ZM85 29V28H84ZM83 29V30H84ZM166 29V28H165ZM190 28H188V30H189ZM192 29V28H191ZM201 29V28H200ZM217 29V30H218ZM17 30V29H16ZM24 30V29H23ZM33 30V29H32ZM66 30V29H65ZM86 30V29H85ZM89 30V29H88ZM103 30V29H102ZM122 30V29H121ZM146 30V29H145ZM170 30V29H169ZM194 30V29H193ZM199 30V29H198ZM210 30V29H209ZM220 30V29H219ZM218 30V31H219ZM11 31V30H10ZM58 31V30H57ZM56 31V33H58ZM176 31V30H175ZM180 31V30H179ZM183 31V30H182ZM195 31H196V29H195ZM211 31V30H210ZM226 31H225V33H226ZM2 32V31H1ZM0 32V33H1ZM18 32V31H17ZM24 32V31H23ZM34 33H35V31H33ZM64 32V31H63ZM74 32H76V31H74ZM120 32V31H119ZM123 32V31H122ZM151 32H153V31H151ZM161 32V31H160ZM191 32V31H190ZM200 32V31H199ZM202 32V31H201ZM217 32V31H216ZM230 32L228 33V34H230ZM237 32V31H236ZM9 33V32H8ZM28 33V32H27ZM32 33V32H31ZM55 33V32H54ZM87 33V32H86ZM102 33V32H101ZM115 33V32H114ZM142 33V32H141ZM145 33H147V30H146V32ZM181 33H183V32H181ZM184 33H186V32H184ZM193 33V32H192ZM204 33V32H203ZM247 33H250V34H247ZM19 34V33H18ZM21 34V33H20ZM37 34H39V33H37ZM63 34V33H62ZM65 34H67V33H65ZM77 34H78V32H77ZM104 34V33H103ZM126 34H128V33H126ZM208 34V33H207ZM210 34H213V33H210ZM221 34H223L222 32H217V35L219 36V38H217L218 40H222V39H220L221 37ZM236 34V35H235ZM3 35V34H2ZM8 35V34H7ZM6 35V36H7ZM11 35V34H10ZM10 35H8L9 37H10ZM22 35V34H21ZM20 35V36H21ZM24 35V34H23ZM26 35V34H25ZM30 35V34H29ZM75 35V34H74ZM73 35V36H74ZM78 35H80V34H78ZM77 35V36H78ZM135 35V34H134ZM155 35H157L156 33H155ZM161 35H162V33H161ZM161 35H158V36H161ZM167 35V34H166ZM174 35V34H173ZM172 35V36H173ZM181 35H183V34H181ZM187 35V34H186ZM200 35H201V33H200ZM203 35V34H202ZM209 35V34H208ZM217 35L215 36V33H214V35L213 36H215V37H217ZM224 35V34H223ZM222 35V36H223ZM247 35V36H246ZM248 35L249 36H254L255 35V37L256 38H260V39H258L259 40V42H256V41H254L255 40V38L254 37H252V38H250V39H252V40H249L248 38V40H247V42L245 41V36L246 37H248ZM4 36H5V34H4ZM7 36V37H8ZM16 36H18V38H19V35H16ZM31 36H33V34L31 35ZM54 36H56L55 34H54ZM58 36H59V34H58ZM58 36H57V38H58ZM64 36V35H63ZM76 36V35H75ZM82 36L83 37H85V39L87 38V36H85V35H83V31H82ZM81 36V37H82ZM110 36V35H109ZM114 36H116V35H114ZM113 35H112V38L114 37ZM148 35L146 34V37H147ZM163 36H165V34L163 35ZM163 36H161L160 38H162ZM178 36V35H177ZM204 36V35H203ZM209 36H211V35H209ZM230 36V35H229ZM3 37V36H2ZM2 37H0V38H2ZM34 37V36H33ZM37 37H38V35H37ZM60 37H62L61 35H60ZM67 37H68V35H67ZM69 37H71V36H69ZM68 37V38H69ZM89 37V36H88ZM108 37V36H107ZM168 37H170V36H168ZM206 37V36H205ZM6 38V37H5ZM22 38V37H21ZM20 38V39H21ZM55 38V37H54ZM149 38V37H148ZM160 38H158L159 39V41H160ZM165 38V37H164ZM192 38V37H191ZM213 38V37H212ZM225 38V37H224ZM230 38V37H229ZM228 38V39H229ZM232 38V39H233ZM245 38V39H244ZM3 40H4V37L2 38ZM9 39V38H8ZM8 39H7V41H8ZM19 39V40H20ZM56 39V38H55ZM67 39V38H66ZM85 39L84 40H81L82 41V43L84 42V43H86L85 42ZM102 39V38H101ZM115 39V38H114ZM140 39H142V38H140ZM150 39V38H149ZM158 39H157V41H158ZM176 39V38H175ZM186 39H188L187 37H186ZM198 39V38H197ZM206 39H208L207 40V42L209 41V38H206ZM211 39V38H210ZM1 40V39H0ZM50 40V39H49ZM60 40L61 41H59L60 43V45L61 46H63V47H67L66 49H68V51H70L69 49L70 48H72V49H74L73 47H77L76 49H79L80 48V46L78 47L77 45H79V44H77L75 41V38H74V42L77 44H75L76 46H73V41L72 42H70L68 39L67 40H64V38H63V40H62V38H60ZM98 40V39H97ZM103 40H104V38H103ZM113 40V39H112ZM127 40V39H126ZM154 40V39H153ZM189 40V39H188ZM192 40V39H191ZM202 40V39H201ZM215 40V39H214ZM230 40V39H229ZM80 41V42H81ZM115 41V40H114ZM150 40H148V42H149ZM156 41V40H155ZM163 41V44H166L167 45V43H164V41L165 40H162ZM161 41V42H162ZM181 41V40H180ZM197 41V40H196ZM199 41V40H198ZM216 41V40H215ZM225 41H226V39H225ZM234 41V40H233ZM251 41H253V42H251ZM3 42V41H2ZM9 42V41H8ZM57 42V41H56ZM122 42V41H121ZM123 42H124V40H123ZM130 42V41H129ZM146 42V41H145ZM147 42V43H148ZM166 42V41H165ZM191 42V41H190ZM213 42V41H212ZM241 42H244V43H241ZM256 44H255V43ZM92 43H93V41H92ZM143 43V42H142ZM151 43V42H150ZM149 43V44H150ZM203 43V42H202ZM211 43V42H210ZM223 43V42H222ZM233 43V44H234ZM1 44H4V43H1ZM6 44V43H5ZM21 44V45H20ZM42 44L43 45H45V46H42ZM81 44V43H80ZM87 44V43H86ZM113 44H115V43H113ZM117 44H119V42H117ZM116 44V45H117ZM143 44H145V43H143ZM186 44V43H185ZM191 44V43H190ZM196 44V43H195ZM217 44V43H216ZM243 45L244 44V46H240V45ZM254 46H253V45ZM54 45H56V44H54ZM57 45H58V43H57ZM126 45V44H125ZM146 45V44H145ZM155 45V44H154ZM157 45V44H156ZM194 45V44H193ZM208 45V44H207ZM222 45V46H221ZM252 45V46H251ZM263 45V44H262ZM6 46V45H5ZM5 46H1V48H3V47H5ZM84 46V44L82 45V47ZM110 46V45H109ZM130 46V45H129ZM150 46H152V45H150ZM168 46H170V45H168ZM183 45H181V47H182ZM192 46V45H191ZM198 46V45H197ZM197 46H195V47H197ZM201 47L203 46V45H200ZM199 46V47H200ZM209 46H210V44H209ZM213 46V45H212ZM63 47H61V48H63ZM81 47V48H82ZM103 47H105L104 45H103ZM164 47V46H163ZM162 47V48H163ZM167 47V46H166ZM185 47V46H184ZM190 47V46H189ZM195 47H193V48H195ZM208 46H206V48H207ZM222 47V48H221ZM227 47V46H226ZM251 47L252 48H254L255 47V49H257V48H260L259 49V51H258V49L257 50H255V49H253V51L252 50H250L251 49ZM9 48V47H8ZM65 48H64V50H65ZM81 48H80V50H81ZM101 48V47H100ZM131 48V47H130ZM151 48V47H150ZM165 48V47H164ZM203 48V47H202ZM263 48V49H262ZM14 49V50H13ZM49 49V50H48ZM151 49H153V48H151ZM167 49V48H166ZM182 49H184V48H182ZM188 49V48H187ZM190 49V48H189ZM215 49L214 48H212L210 51L212 52H214L215 51ZM232 49V50H231ZM248 49H249V51H248ZM109 50V49H108ZM126 50V49H125ZM135 50V49H134ZM137 50V49H136ZM185 50V49H184ZM254 50H255V52H254ZM260 50H261V55H257L256 54V52L258 51V52H260ZM6 52H7V50H5ZM60 51V50H59ZM63 51V50H62ZM68 51L66 52V54H65V56L66 55H68V54H70L71 52H69L68 53ZM71 51H73V54H74V52L76 53V51L77 52H79L78 50H71ZM162 51H164V50H162ZM85 52V51H84ZM92 52H94V51H92ZM118 52V51H117ZM124 52V51H123ZM127 52H129V51H127ZM158 52H159V50H158ZM206 52H209V50H205V51H202L201 52V55L202 56H200V58H198V57H195V58H192V59H190L189 58V64L190 65H192V63L194 62L195 64H198V63H200V61H202V60H208V58H209V53L207 54ZM225 52H226V54L227 55H225ZM1 53H2V51H1ZM37 53H39L40 54V52H37ZM36 53V54H37ZM43 53V52H42ZM68 53V54H67ZM87 53H88V51H87ZM106 53V52H105ZM105 53H104V55H105ZM163 53V52H162ZM4 54V53H3ZM72 54V53H71ZM81 54V53H80ZM83 54V53H82ZM86 54V53H85ZM112 54V53H111ZM123 54V53H122ZM125 54V53H124ZM190 54V53H189ZM211 54V53H210ZM213 54V53H212ZM215 54V53H214ZM258 54H260V53H258ZM16 55V54H15ZM48 55V54H47ZM46 55V56H47ZM225 55V56H224ZM37 56V55H36ZM40 56V55H39ZM64 55H63V57H65ZM107 56V55H106ZM124 56V55H123ZM127 56H128V54H127ZM132 56V55H131ZM213 58H214V56L213 55H211ZM260 56L262 57L261 59H260ZM7 57V56H6ZM11 57V56H10ZM32 56H29L28 58L30 59ZM35 57V56H34ZM62 57V58H63ZM70 57V56H69ZM68 57V58H69ZM74 57H75V54H74ZM73 57V58H74ZM3 58V57H2ZM2 58H1V61H2ZM17 58V57H16ZM15 58V59H16ZM18 58H19V56H18ZM20 58H21V56H20ZM37 58V57H36ZM39 58H42L43 59V56H41V57H39ZM46 58V57H45ZM67 58V57H66ZM72 58V57H71ZM108 58V57H107ZM135 58V57H134ZM211 58V57H210ZM224 58V59H223ZM32 59H33V57H32ZM35 59V58H34ZM47 59V58H46ZM111 59V58H110ZM109 59V60H110ZM122 59H124V57L122 58ZM126 59H127V57H126ZM178 59H180V58H178ZM261 61H260V60ZM10 60V59H9ZM48 60V59H47ZM52 60H55L54 58L52 59ZM63 60V59H62ZM64 60H65V58H64ZM67 60V59H66ZM65 60V61H66ZM69 61H70V59H68ZM108 60V59H107ZM121 60V59H120ZM125 60V59H124ZM226 60V61H227ZM264 60V59H263ZM11 61V60H10ZM15 61V60H14ZM20 61V60H19ZM55 61H57V60H55ZM55 61H47V62H55ZM60 61V60H59ZM58 61V64L60 63ZM88 61V60H87ZM111 61V60H110ZM115 61V60H114ZM122 61V60H121ZM180 61V60H179ZM212 61V60H211ZM219 61V62H220ZM260 61V62H259ZM7 62V61H6ZM5 62V63H6ZM29 62V61H28ZM67 62V61H66ZM73 62V61H72ZM96 62V61H95ZM99 62V61H98ZM125 62H128V60L127 61H125ZM124 62V63H125ZM192 62V63H191ZM4 63V62H3ZM48 63V64H49ZM57 63V62H56ZM55 63V64H56ZM97 63V62H96ZM104 63V62H103ZM105 63H107V62H105ZM123 63V62H122ZM148 63V62H147ZM156 63V62H155ZM178 63H181V62H178ZM213 63V62H212ZM216 63V62H215ZM223 63V62H222ZM260 63V64H259ZM34 64V63H33ZM47 64V63H46ZM45 63H43V65L44 66H47V69L49 68L48 67V65H46ZM95 64V63H94ZM126 64V63H125ZM124 64V65H125ZM172 64V63H171ZM201 64V63H200ZM199 64V65H200ZM204 64V63H203ZM218 64V63H217ZM13 65V64H12ZM43 65H41V67H44ZM53 65V63L50 65L49 64V66H51V67H53L52 66ZM68 65V64H67ZM97 65V64H96ZM109 65V64H108ZM127 65V64H126ZM205 65H207V64H205ZM216 65V64H215ZM8 66H10V65H8ZM20 66V65H19ZM18 66V67H19ZM35 66V65H34ZM56 66V65H55ZM71 66V65H70ZM84 66V65H83ZM98 66V65H97ZM207 66H209V65H207ZM206 66V67H207ZM211 66H212V64H211ZM2 67V66H1ZM0 67V68H1ZM5 67V66H4ZM38 67V66H37ZM40 67V66H39ZM38 67V68H39ZM50 67V68H51ZM61 67V66H60ZM106 67V66H105ZM182 67V66H181ZM205 67V68H206ZM230 67V68H229ZM10 69V67H7L6 66V69ZM28 68H29V66H28ZM50 68L48 69V70H50ZM57 68V67H56ZM58 68H59V65H58ZM65 68V67H64ZM63 68V69H64ZM135 68V67H134ZM174 68V67H173ZM183 68H184V70L187 68L186 67V64L183 66ZM223 68V67H222ZM17 69V68H16ZM16 69H14V70H16ZM20 69H21V67H20ZM19 69V70H20ZM46 69V68H45ZM45 69H43V70H45ZM52 69V68H51ZM61 69V68H60ZM104 69V68H103ZM108 69V68H107ZM119 69V68H118ZM188 69V68H187ZM225 69V68H224ZM18 70V71H19ZM33 70H35V69H33V67H32V71ZM56 70H58V69H56ZM97 70V69H96ZM168 70V73H169V69H167ZM176 70V69H175ZM183 70V71H184ZM194 70V69H193ZM209 70V69H208ZM207 70V71H208ZM214 70V69H213ZM212 70V71H213ZM17 71V72H18ZM21 71H23V67H22V70ZM29 71V70H28ZM28 71H24L25 73L26 72H28ZM36 71H37V69H36ZM35 71V72H36ZM46 72H48L47 70H45ZM99 71V70H98ZM180 71V70H179ZM222 71H223V69H222ZM7 72H8V70H7ZM12 72V71H11ZM14 72V71H13ZM12 72V73H13ZM16 72V73H17ZM30 72V71H29ZM37 72H40V71H37ZM42 72V71H41ZM53 72H55V71H53ZM61 71H59V73H60ZM65 72H67V70L65 71ZM65 72H64V74H65ZM68 72L70 73V71H69V69H68ZM101 72H103V71H101ZM123 72V71H122ZM146 72V71H145ZM172 73H173V71H171ZM177 72V71H176ZM194 72V71H193ZM224 72V71H223ZM2 73V72H1ZM4 73V72H3ZM44 73V72H43ZM67 74V76L68 77H70L71 75L70 74ZM74 73V72H73ZM88 73H90V72H88ZM112 73V72H111ZM187 73H188V71H187ZM191 73V72H190ZM199 73H200V71H199ZM220 73V72H219ZM219 73L217 74V75H219ZM225 73V72H224ZM228 73V72H227ZM20 74H22V73H20ZM39 74V73H38ZM45 74V73H44ZM47 74H52V71H51V73H47ZM53 74H55L56 76L55 77H57L58 75L56 74V73H53ZM52 74V79L49 77V75H47L48 77H49V80H50V82L53 80V75ZM85 73L83 72V75H84ZM87 74V73H86ZM84 75L83 77H82V79L84 78V79H86V77L85 76H87V75ZM91 74V73H90ZM100 74V73H99ZM116 74V73H115ZM155 74V73H154ZM165 74V73H164ZM184 74V73H183ZM186 74V73H185ZM194 74V73H193ZM1 75V74H0ZM13 75V74H12ZM19 75V74H18ZM32 75V74H31ZM30 75V76H31ZM36 75V74H35ZM70 75V76H69ZM72 75H74V74H72ZM75 75H76V73H75ZM123 75H124V73H123ZM122 75V76H123ZM131 75V74H130ZM146 75V74H145ZM190 75V74H189ZM225 75V74H224ZM4 76V74L2 75V77ZM6 76H8V75H6ZM17 76V75H16ZM15 75H14V77H16ZM22 76H24V75H22ZM22 76H20V77H22ZM33 76V75H32ZM39 76V75H38ZM51 76V75H50ZM61 76V75H60ZM64 76H66V74L64 75ZM89 76V75H88ZM104 76V75H103ZM109 76V75H108ZM132 76V75H131ZM148 76V75H147ZM150 76V75H149ZM162 75H160V77H161ZM179 76V75H178ZM187 76V75H186ZM225 76H227V75H225ZM10 77V76H9ZM19 77V76H18ZM24 77H26V76H24ZM28 77H29V75H28ZM28 77L26 78V80H25V78H23L24 79V81H26V82H31V84H33V82L32 81H34V80H36V79H33V80H31V81H29V79H28ZM44 77V76H43ZM48 77H46L47 79V81H49L48 80ZM73 77H75L74 78V82L76 83V81H75V79L76 80H79L78 79V77L77 76H73ZM119 77V76H118ZM127 77V76H126ZM125 77V78H126ZM171 77V78H170ZM169 77V80L171 79V80H174V77L171 75ZM173 77V78H172ZM175 77H177V76H175ZM191 77V76H190ZM213 77V76H212ZM215 77V76H214ZM224 77V76H223ZM229 77V76H228ZM4 78H6V81H7V77H4ZM12 78V77H11ZM17 78V77H16ZM30 78V77H29ZM42 78V76H40V79L39 80H42L41 79ZM60 78V79H59ZM71 78V77H70ZM99 78H100V76H99ZM110 78V77H109ZM130 78H132V77H130ZM147 78V77H146ZM165 78V77H164ZM181 78V77H180ZM185 78H187V77H185ZM189 78V77H188ZM207 78V79H206ZM10 79V78H9ZM13 79V78H12ZM19 79H21V78H19ZM30 79H32V78H30ZM44 79V78H43ZM55 79H59V84H60V80L62 79H65V78H62V77H59L58 76V78H55ZM67 79V78H66ZM73 78H71V80H72ZM120 79V78H119ZM124 79V78H123ZM155 79V78H154ZM178 78H176V80H177ZM182 79V78H181ZM218 79L219 80H222V79H220V77L218 76ZM3 80V79H2ZM18 80V79H17ZM45 80V79H44ZM70 80V79H69ZM132 80V79H131ZM170 80V81H171ZM175 80V81H176ZM179 80V79H178ZM218 80V81H219ZM23 81V80H22ZM21 81V82H22ZM23 81V82H24ZM37 81V80H36ZM36 81H34V82H36ZM82 81V80H81ZM88 81V80H87ZM122 81V80H121ZM124 81V80H123ZM122 81V82H123ZM153 81V80H152ZM189 81V80H188ZM8 82V81H7ZM12 82V81H11ZM21 82L19 83H17L16 82V84L18 85H16L17 87H18V92H20L21 94H22V98H26V99H29V96L31 95H28L27 97H25L24 95H25V93L24 92H26L27 93V91H25V89H26V87H25V89H24V84L22 83L21 84ZM37 82H39V81H37ZM37 82H36V84H37ZM42 82V81H41ZM44 83H46V84H48L46 81H43ZM41 83L42 85H44V83ZM54 82V81H53ZM52 82V83H53ZM56 82V81H55ZM55 82H54V84H55ZM62 82V81H61ZM69 82V81H68ZM68 82H66V84L68 83ZM74 82H72V83H74ZM80 82V81H79ZM127 81H125V83H126ZM131 82V81H130ZM129 82V83H130ZM147 82V81H146ZM151 82V81H150ZM156 82V81H155ZM164 82L165 81H163V83L162 84H164ZM177 82V81H176ZM175 82V83H176ZM184 82V81H183ZM187 82V81H186ZM192 82H190V83H192ZM221 82V81H220ZM219 82V83H220ZM9 83H10V81H9ZM74 83V84H75ZM86 83V82H85ZM132 83V82H131ZM152 83V82H151ZM156 83H159L158 82V79H157V82ZM174 83V84H175ZM2 84V83H1ZM8 84V83H7ZM12 84V83H11ZM26 84V83H25ZM31 84H30V86H31ZM51 84V83H50ZM49 84V85H50ZM58 84V83H57ZM69 84H71V82H69ZM74 84H73V86L72 87H74ZM77 84V83H76ZM96 84V83H95ZM103 84V83H102ZM109 84V83H108ZM117 84V83H116ZM119 84V83H118ZM133 84V83H132ZM166 84H168V83H165L164 85H166ZM8 85H10V84H8ZM28 85V84H27ZM39 85H40V83H39ZM63 85H65V83L63 82ZM68 85V84H67ZM80 85V84H79ZM78 85V86H79ZM84 85V87H85V84L84 83H82V86ZM89 85V84H88ZM92 85V84H91ZM90 85V87L92 88V86ZM106 85V84H105ZM133 85H135V83L133 84ZM132 85V86H133ZM153 85V84H152ZM154 85H155V83H154ZM182 85V84H181ZM192 85V84H191ZM11 86V85H10ZM34 87H35V85H33ZM32 86V87H33ZM46 86V85H45ZM77 86V87H78ZM81 86V85H80ZM95 86V85H94ZM102 86V85H101ZM108 86V85H107ZM113 86H115V85H113ZM148 86V85H147ZM179 87H180V84L178 85ZM199 88H198V87ZM7 87V86H6ZM9 87V86H8ZM17 87H16V89H17ZM42 87V86H41ZM40 87V88H41ZM49 87V86H48ZM57 87H60V86H57ZM69 87V89L71 90V89H73V91L75 92L76 90H74V88H70V86H68ZM116 87V86H115ZM139 87V86H138ZM149 87H151V84L147 87V89H149ZM159 87V86H158ZM162 87H164L163 85H162ZM194 87H197V89L196 88H194ZM4 88V87H3ZM37 88V87H36ZM45 88V87H44ZM43 88V89H44ZM87 88V87H86ZM86 88H85V90H86ZM90 88V89H91ZM102 88V87H101ZM133 88V87H132ZM165 88V87H164ZM168 88H169V90H170V87L168 86ZM176 88V87H175ZM217 90H216V89ZM10 89H11V87H10ZM30 89V88H29ZM37 89H39V88H37ZM36 89V90H37ZM47 89V88H46ZM45 89V90H46ZM54 89V88H53ZM62 89V88H61ZM66 89V88H65ZM81 89H82V91L81 92H83V93H81L80 92V95H83L84 94V91H83V87H81ZM96 89V88H95ZM145 89V88H144ZM161 89H162V91H161ZM178 89V88H177ZM180 89V88H179ZM196 89V90H195ZM202 89V88H201ZM2 90V89H1ZM5 90V89H4ZM9 90V89H8ZM8 90H6L5 92H7ZM15 90V89H14ZM28 90V89H27ZM32 90H33V88H32ZM35 90V89H34ZM33 90V91H34ZM41 90V89H40ZM48 90H49V88H48ZM123 90V89H122ZM129 90V89H128ZM134 90V89H133ZM137 90V89H136ZM150 90H151V88H150ZM168 90V89H167ZM166 90V88L165 89H163V88H161L160 87V89H159V91H161L162 92V94H163V92L164 91H167ZM32 91V92H33ZM79 91H80V89H79ZM87 91V90H86ZM86 91H85V93H86ZM125 91V90H124ZM146 91H148V90H146ZM206 91V90H205ZM5 92H4V95H5ZM11 92L12 91H10V95H12L11 94ZM31 92V91H30ZM29 92V93H30ZM50 92V91H49ZM63 92V91H62ZM65 92V91H64ZM76 92H78V91H76ZM75 92V93H76ZM126 92V91H125ZM128 92V91H127ZM152 92H153V90H152ZM154 92L156 93V91L154 90ZM0 93H1V91H0ZM19 93V94H20ZM36 93V92H35ZM67 93V92H66ZM108 93H110V92H108ZM112 93H114V92H112ZM118 93H119V91H118ZM121 93V92H120ZM133 93V92H132ZM136 93H138V92H136ZM151 93V92H150ZM158 93V92H157ZM156 93V94H157ZM166 93V92H165ZM165 93H164V95H165ZM168 93V92H167ZM2 95H3V93H1ZM16 94V93H15ZM18 94V95H19ZM115 94V93H114ZM139 94H142L141 92L139 93ZM170 94V93H169ZM3 95V96H4ZM18 95H15V97L16 98H18ZM32 95H36V94H32ZM40 95V94H39ZM44 95V94H43ZM69 95V94H68ZM85 95V94H84ZM93 95V94H92ZM130 95H131V93H130ZM137 95V94H136ZM152 95V94H151ZM1 96V95H0ZM6 96V95H5ZM5 96H4V98H5ZM14 96V95H13ZM45 97H47L46 95H44ZM43 96V97H44ZM70 96V95H69ZM76 96V95H75ZM86 96V95H85ZM100 96V95H99ZM110 96V95H109ZM154 96V95H153ZM157 96H159L158 94H157ZM7 97H9V98H11V96H8V94H7ZM20 97V96H19ZM35 97V96H34ZM43 98L44 100L46 99V98ZM54 97V96H53ZM57 97H58V95H57ZM83 97V96H82ZM87 97V96H86ZM86 97H84V98H86ZM89 97V96H88ZM125 97V96H124ZM163 97V96H162ZM14 98V97H13ZM16 98H14V99H16ZM33 98V97H32ZM90 98V97H89ZM111 98V97H110ZM122 98V97H121ZM148 98V97H147ZM14 99H11V100H14ZM18 99H20V101H21V97L20 98H18ZM37 99L38 98H36V101H37ZM48 99H50L49 97L47 98V100ZM55 99H56V97H55ZM69 99V98H68ZM83 99V98H82ZM104 99V98H103ZM126 99V98H125ZM25 100V99H24ZM24 100L20 103V104H17V103H19V102H16V101H14L15 102V104H4V105H2V104H0V112H1V115L2 116H0V123H2V124H0V136L2 137V133H5V132H8L9 131V129H11V131H12V129L14 130V131H21V130H27V131H30L29 129L30 128H34V126H36L35 124H36V122L38 121V124L41 122V123H43V122H45V121H47L48 119H50L49 117H51L50 115H52L51 114V112H53L52 110L51 111H49L50 110V107L49 106H46V105H48V104H42V106H37L36 105V102L34 103L35 105L34 106H31V104H30V102L31 101H29V100H26L27 102H29V103H24ZM40 100H41V96H40ZM72 100V99H71ZM80 100V99H79ZM88 100V99H87ZM114 100V99H113ZM35 101V100H34ZM33 100H32V104H33V102H34ZM43 101V100H42ZM50 101H51V99H50ZM53 101V100H52ZM84 101V100H83ZM111 101V100H110ZM124 101V100H123ZM129 101V100H128ZM186 101V100H185ZM38 102V101H37ZM44 102V101H43ZM42 102V103H43ZM56 102V101H55ZM57 102H58V100H57ZM56 102V103H57ZM65 102V101H64ZM69 102V101H68ZM67 102V103H68ZM121 102V101H120ZM71 103V102H70ZM93 103V102H92ZM114 103V102H113ZM122 103V102H121ZM127 103V102H126ZM149 103V102H148ZM155 103V102H154ZM161 103V102H160ZM175 103V102H174ZM184 103V102H183ZM40 104V103H39ZM69 104V103H68ZM67 104V105H68ZM78 104V103H77ZM80 104V103H79ZM117 104V103H116ZM156 104V103H155ZM162 104V103H161ZM195 104V103H194ZM198 104V105H197ZM50 105V104H49ZM54 105H55V103H54ZM54 105H50L51 107H53ZM57 105V104H56ZM56 105H55V107H56ZM149 105V104H148ZM160 105V104H159ZM188 105V104H187ZM74 106V105H73ZM77 105H75V107H76ZM79 106V105H78ZM81 106V105H80ZM133 106V105H132ZM161 106V105H160ZM169 106V105H168ZM195 106H199L198 108L197 107H195ZM55 107H54V109H55ZM61 107H63V106H61ZM68 107H70V106H68ZM156 107H158V106H156ZM178 107V106H177ZM221 109H220V108ZM60 108V107H59ZM58 108V109H59ZM66 108V107H65ZM80 108V107H79ZM132 108V107H131ZM152 108V107H151ZM159 108V107H158ZM219 108V109H218ZM51 109H53V108H51ZM167 109V108H166ZM172 109V108H171ZM65 111L67 110V109H64ZM71 109H69L68 111H70ZM161 110H163V109H161ZM181 110V112H182V109H180ZM197 110V111H196ZM227 110L229 111L230 110V112H232L233 113V117L232 116H230V118L232 117V119H231V123H232V125H234V126H232V130H230V133H231V135L230 134H228L229 135V138L225 135V137H227L228 138V141H227V138H226V141L225 142H227L228 144H226V146H224L225 145V142L223 141L224 139H221V137H223V130H222V132L219 130L220 129V127H223V125H221V123H222V119L224 118L223 117V114H225V113H221V112H227ZM56 111V110H55ZM186 112H187V110H185ZM71 112H72V110H71ZM202 112V111H201ZM203 112V113H204ZM59 112H57L56 114H58ZM63 113V112H62ZM193 113V112H192ZM198 113H200V112H198ZM60 114V113H59ZM70 114V113H69ZM182 114V113H181ZM180 114V115H181ZM185 114V113H184ZM184 114H183V116H184ZM202 114V113H201ZM212 114L214 115V114H216V116L218 117V119L220 120V123L219 124H217V121H215L216 122V124H215V128H213V134H212V136H210V134H209V132L210 131H208L207 130V125H208V120H207V117L208 116H212ZM217 114H219V115H217ZM229 114V113H228ZM54 115H55V113H54ZM200 115V114H199ZM231 115V114H230ZM32 118H31V117ZM58 116V115H57ZM63 116H65V115H63ZM68 116V115H67ZM88 116V115H87ZM186 116V115H185ZM215 116V117H216ZM227 116V115H226ZM166 117V116H165ZM190 117H191V115H190ZM178 118H180V117H178ZM212 118V117H211ZM52 119V118H51ZM60 119V118H59ZM165 119V118H164ZM187 119V118H186ZM195 119V118H194ZM213 119H214V117H213ZM226 119H227V117H226ZM225 118L223 119L224 120V122H225V120H226ZM78 120V119H77ZM215 120H217V119H215ZM228 120V119H227ZM226 120V121H227ZM50 121V120H49ZM60 121V120H59ZM165 121V120H164ZM181 121V120H180ZM188 121V120H187ZM196 121V120H195ZM53 121H51V123H52ZM68 122V121H67ZM73 122V121H72ZM160 122V121H159ZM178 122V121H177ZM186 122V121H185ZM189 122V121H188ZM228 122V121H227ZM226 122V123H227ZM50 123V124H51ZM184 123V122H183ZM229 123V122H228ZM231 123L229 124L230 126H231ZM64 124H66V123H64ZM72 124V123H71ZM169 124V123H168ZM172 124V123H171ZM63 125V124H62ZM152 125V124H151ZM159 125V124H158ZM177 125V124H176ZM221 125V126H220ZM225 125V124H224ZM228 125V124H227ZM43 126V125H42ZM41 126V127H42ZM64 127H65V125H63ZM68 126V125H67ZM75 126V125H74ZM179 126H181V125H179ZM70 127H71V125H70ZM73 127V126H72ZM170 127V126H169ZM197 127V126H196ZM210 127H213V126H210ZM2 128V129H1ZM4 128L7 130V131H5L4 130ZM40 128V127H39ZM45 128V127H44ZM156 128V127H155ZM229 128V127H228ZM70 129V128H69ZM212 129V128H211ZM217 129H218V131H217ZM230 129H231V127H230ZM2 130V131H1ZM36 130V129H35ZM73 130V129H72ZM77 130V129H76ZM155 130V129H154ZM153 130V131H154ZM157 130V129H156ZM228 130V129H227ZM37 131V130H36ZM75 131V130H74ZM81 131V130H80ZM225 131V130H224ZM38 132V131H37ZM40 132V131H39ZM58 132V131H57ZM9 133H10V131H9ZM12 133V132H11ZM17 133V132H16ZM48 133V132H47ZM135 133V132H134ZM171 133V132H170ZM192 133H194L193 135H194V137L192 136ZM198 133H200V135H198ZM207 137V138H205L206 139V141L207 140H211V145L209 146V145H205V143H203V144H201L202 142H200V140L201 139H199L198 140V138H197V135L199 136V137H202L203 136V134ZM225 133V132H224ZM25 134V133H24ZM46 134V133H45ZM68 134V133H67ZM141 134V133H140ZM7 135V134H6ZM71 135V134H70ZM143 135H144V133H143ZM172 135H174V132H173V134ZM176 135V134H175ZM202 135V136H201ZM8 136H10V134L8 135ZM15 136V135H14ZM32 136V135H31ZM63 136V135H62ZM151 136V135H150ZM167 136H168V134H167ZM169 136H171V135H169ZM204 136V137H205ZM34 137V136H33ZM84 137V136H83ZM134 137V136H133ZM149 137V136H148ZM163 137V136H162ZM165 137H166V133H165ZM176 137V136H175ZM192 137H193V139H192ZM208 137L209 138H211V139H208ZM11 138V137H10ZM35 138V137H34ZM70 138V137H69ZM85 138V137H84ZM152 138V137H151ZM24 139V138H23ZM30 139V138H29ZM32 139V138H31ZM160 139H161V136H160ZM164 139V138H163ZM2 140V139H1ZM11 140V139H10ZM10 140H8L9 142H10ZM25 140V139H24ZM28 140V139H27ZM26 140V141H27ZM138 140V139H137ZM193 140H195L196 142H194ZM202 140H204V139H202ZM201 140V141H202ZM6 141V140H5ZM80 141V140H79ZM152 141H153V139H152ZM174 141H175V139H174ZM173 140H172V142H174ZM31 142H32V140H31ZM70 142H72V141H70ZM144 142V141H143ZM208 142V141H207ZM223 142H224V144H223ZM7 143V142H6ZM13 143V142H12ZM11 143V144H12ZM26 143V142H25ZM37 143V142H36ZM175 143V142H174ZM192 143H196V149H192ZM0 144H2V145H4L3 143H0ZM27 144V143H26ZM72 144V143H71ZM84 144V143H83ZM162 144V143H161ZM2 145H0V146H2ZM15 145V144H14ZM24 145V144H23ZM76 145V144H75ZM80 145V144H79ZM145 145V144H144ZM147 145V144H146ZM145 145V146H146ZM152 146H153V144H151ZM158 145V144H157ZM163 145V144H162ZM17 146V145H16ZM71 146V145H70ZM72 146H73V144H72ZM150 146V145H149ZM152 146L150 147L151 149H152ZM167 146V145H166ZM8 147V146H7ZM15 147V146H14ZM40 147V146H39ZM61 147V146H60ZM141 147V146H140ZM162 147V146H161ZM27 148V147H26ZM65 148V147H64ZM84 148V147H83ZM149 148V147H148ZM154 148H155V146H154ZM164 148V147H163ZM172 148H174V146L172 147ZM15 149V148H14ZM146 149V148H145ZM157 149H159V148H157ZM29 150V149H28ZM71 150V149H70ZM140 150V149H139ZM147 150H149V149H147ZM153 150V149H152ZM151 150V151H152ZM169 149L167 148V150H166V152L168 151ZM154 151H155V149H154ZM18 152H20V151H18ZM18 152H17V154H18ZM36 152V151H35ZM63 152V151H62ZM143 152V151H142ZM146 152V151H145ZM172 152H173V149H172ZM177 152V151H176ZM185 152H183L184 154H185ZM11 153V152H10ZM21 153V152H20ZM22 153H23V151H22ZM37 153V152H36ZM134 153V152H133ZM136 153V152H135ZM149 153V152H148ZM70 154V153H69ZM142 154V153H141ZM210 154V153H209ZM11 155V154H10ZM76 155H78V154H76ZM134 155V154H133ZM168 155V154H167ZM172 155V154H171ZM178 155V154H177ZM188 155V154H187ZM59 156V155H58ZM75 156V155H74ZM143 156V155H142ZM175 156V155H174ZM65 157V156H64ZM147 157H149L148 155H147ZM153 157H154V155H153ZM157 157V159H158V156H156ZM162 157V156H161ZM170 157V156H169ZM67 158H69V157H67ZM174 158V157H173ZM182 158H183V156H182ZM181 158V159H182ZM18 159V158H17ZM21 159V158H20ZM155 159V158H154ZM170 159V158H169ZM175 159V158H174ZM60 160V159H59ZM71 160V159H70ZM163 160V159H162ZM178 160H180V159H178ZM222 160V161H221ZM238 160L239 161H243V162H238ZM249 160H250V162H249ZM251 160H255L254 162H251ZM33 161V160H32ZM220 161V162H219ZM224 161H226V162H224ZM44 162V161H43ZM223 162V163H222ZM45 163V162H44ZM183 163V162H182ZM220 163H221V165H220ZM228 163V162H227ZM226 163V164H227ZM54 164H55V162H54ZM61 164V163H60ZM66 164V163H65ZM74 164V163H73ZM180 164V163H179ZM193 163H191V165H192ZM206 164H207V162H206ZM205 164V165H206ZM214 164V165H213ZM3 165H4V163H3ZM16 165V164H15ZM35 165H36V163H35ZM58 165H59V163H58ZM172 165H173V163H172ZM217 165H219V166H217ZM228 165V164H227ZM165 166V165H164ZM229 166H231L230 164H229ZM35 167V166H34ZM43 167V166H42ZM61 167V166H60ZM166 167V166H165ZM10 168V167H9ZM91 168H92V166H91ZM172 168V167H171ZM216 168H214V169H216ZM226 168V167H225ZM227 168H228V166H227ZM226 168V169H227ZM236 168H232V169H235V171H236ZM12 169H14V168H12ZM36 169V168H35ZM57 169V168H56ZM69 169V168H68ZM213 169V170H214ZM221 170L220 171H222V168H220ZM82 170V169H81ZM229 170V169H228ZM4 171V170H3ZM9 171H11V170H9ZM16 171V170H15ZM76 171V170H75ZM196 171V170H195ZM234 171V170H233ZM58 172V171H57ZM89 172V171H88ZM173 172V171H172ZM186 172V171H185ZM184 172V173H185ZM201 172V171H200ZM230 172H231V170H230ZM7 173V172H6ZM53 173H54V171H53ZM208 173V172H207ZM212 173V172H211ZM220 173V172H219ZM8 174H10V175H14V173H12L11 174V172L10 173H8ZM4 175V177L3 178H5V179H3L2 178V180L3 181H1V178H0V183H2L3 184V182H4V184H5V182H8L9 184L8 185H10V181L11 180H13L14 181V176H13V178H12V176H9V175ZM49 174V173H48ZM72 174V173H71ZM88 174V173H87ZM198 174V173H197ZM221 175H222V172L220 173ZM224 174H226V173H224ZM223 174V175H224ZM228 174V173H227ZM83 175V174H82ZM82 175H80V176H82ZM187 175V174H186ZM189 175V174H188ZM206 175V174H205ZM222 175V176H223ZM234 175H235V173H234ZM84 176H86V175H84ZM226 176V175H225ZM60 177V176H59ZM78 177V176H77ZM91 177V176H90ZM93 177V176H92ZM191 177V176H190ZM203 177H205V176H203ZM238 177V176H237ZM69 178V177H68ZM107 178V177H106ZM171 178V177H170ZM169 178V179H170ZM188 178V177H187ZM227 177H225L224 179H226ZM232 178H234V177H232ZM16 179V178H15ZM72 179H73V177H72ZM71 179V180H72ZM231 179V178H230ZM230 179H226V182L228 181V180H230ZM164 180V179H163ZM173 180V179H172ZM171 180V181H172ZM12 181V182H13ZM34 181V180H33ZM36 181V180H35ZM42 181V180H41ZM82 181V180H81ZM92 181V180H91ZM190 181V180H189ZM192 181V180H191ZM213 181V180H212ZM215 181V180H214ZM223 181V180H222ZM235 181H236V179H235ZM16 182V181H15ZM77 182V181H76ZM161 182H163V181H161ZM180 182H182V181H180ZM184 182V181H183ZM187 182V181H186ZM210 182V181H209ZM225 182V183H226ZM75 183V182H74ZM90 183V182H89ZM174 183H175V181H174ZM208 183V182H207ZM212 184L214 183V182H211ZM217 183V182H216ZM224 183V182H223ZM224 183V184H225ZM51 184V183H50ZM166 184V183H165ZM167 184H169L168 182H167ZM176 184V183H175ZM209 184V183H208ZM211 184V185H212ZM224 184H223V186H224ZM236 184H238V186L236 185ZM61 185V184H60ZM67 185H69V184H67ZM66 185V186H67ZM79 185V184H78ZM81 185V184H80ZM174 185V184H173ZM194 185H196V184H193V186ZM198 185H199V183H198ZM204 185V184H203ZM210 185V184H209ZM215 185V184H214ZM235 185V186H234ZM12 186V185H11ZM14 186V185H13ZM12 186V187H13ZM75 186V185H74ZM82 186V185H81ZM92 186V185H91ZM96 186V185H95ZM166 186V185H165ZM170 186V185H169ZM208 186V185H207ZM222 185H217V186H214V188H213V192L214 193H212V194H210L211 192L209 191V194H210V197L212 196V198H210V199H213V202L215 203H218V206L217 207H219V203H221L222 202V200L224 199L223 197H224V195H225V192H226V190L224 189V187H223ZM227 186H230V185H227ZM16 187V186H15ZM19 187V186H18ZM64 187V186H63ZM72 187V186H71ZM86 187V186H85ZM145 187V186H144ZM163 187V186H162ZM172 187V186H171ZM174 187H175V185H174ZM190 187V190H191V185L189 186ZM188 186H187V188H189ZM197 187V186H196ZM195 187V188H196ZM205 187H206V185H205ZM226 187V186H225ZM7 188H9V187H7ZM6 188V189H7ZM34 188V187H33ZM41 188V187H40ZM95 188V187H94ZM161 188V187H160ZM166 188H167V186H166ZM166 188H164V189H166ZM184 188V187H183ZM229 188V187H228ZM5 189V188H4ZM58 189V188H57ZM159 189V188H158ZM162 189V188H161ZM170 189V188H169ZM200 189V188H199ZM198 188H197V191L200 193L202 190L200 189L199 190ZM208 189V188H207ZM0 190H1V188H0ZM3 190V189H2ZM8 190V189H7ZM17 190V189H16ZM20 190V189H19ZM22 190V189H21ZM71 190H74L73 189V187H72V189H70V191ZM90 190V189H89ZM94 190V189H93ZM143 190V189H142ZM168 190V189H167ZM225 190V191H224ZM6 191V190H5ZM4 191V192H5ZM43 191V190H42ZM88 191V190H87ZM86 191V192H87ZM158 191V190H157ZM169 191V190H168ZM167 191V192H168ZM170 191L171 192H173L171 189H170ZM179 191H180V189H179ZM193 191H196L195 189H193ZM204 191V190H203ZM11 192V191H10ZM19 192H21V191H19ZM18 192V193H19ZM22 192H23V190H22ZM25 192V191H24ZM54 192V191H53ZM80 192V191H79ZM163 193L165 192V191H162ZM164 193L165 195H164V197L165 196H167V195H169L168 193ZM177 192V191H176ZM182 192V191H181ZM181 192H179V194L180 195H182L181 194ZM186 192V193H185ZM184 193L185 194H183V196L184 197H186V194H187V190L185 191ZM204 192H206V191H204ZM2 193V192H1ZM6 193V192H5ZM5 193H3V194H5ZM17 193V194H18ZM70 193V192H69ZM77 193V192H76ZM82 193V192H81ZM97 193V192H96ZM159 193V192H158ZM197 193V192H196ZM198 193V194H199ZM8 194V193H7ZM6 194V195H7ZM39 194V193H38ZM51 194V193H50ZM54 194V193H53ZM87 194V193H86ZM151 194V193H150ZM155 194H157V193H155ZM167 194V195H166ZM5 195V196H6ZM9 195V194H8ZM11 195V194H10ZM72 195V194H71ZM160 195H161V193H160ZM160 195H157L159 198H160ZM171 196L172 195H174V194H170ZM204 195H205V197H207L208 196V198H209V195L207 194V196H206V194L204 193ZM20 196V195H19ZM34 196H35V194H34ZM37 196V195H36ZM149 196H151V195H149ZM192 196H194V195H192ZM247 196H251V198H247V200H248V203L247 204H245V203H243L242 202V200L241 199H243L244 197H247ZM13 197V196H12ZM31 197V196H30ZM74 197H75V194H74ZM79 197H81V196H79ZM83 197V196H82ZM81 197V198H82ZM134 197V196H133ZM143 197H146L145 195L143 196ZM155 197V195H153V198ZM163 197V200L165 199ZM179 197V196H178ZM181 197V196H180ZM15 198V197H14ZM17 198V197H16ZM27 198V197H26ZM78 198V197H77ZM80 198V199H81ZM84 198V197H83ZM104 198V197H103ZM125 198V197H124ZM193 198V197H192ZM204 198V197H203ZM229 198V197H228ZM5 199H7L6 197H5ZM39 199V198H38ZM71 199V198H70ZM75 199V198H74ZM91 199V198H90ZM142 199V198H141ZM140 199V200H141ZM146 199V198H145ZM155 199V198H154ZM154 199H153V201H154ZM161 199V198H160ZM2 200H3V197H2ZM64 200V199H63ZM78 200V199H77ZM86 200H88V199H86ZM102 200V199H101ZM166 200V199H165ZM186 200V201H185ZM206 200V199H205ZM6 201V200H5ZM35 201V200H34ZM92 201V200H91ZM94 201V200H93ZM92 201V202H93ZM156 201V200H155ZM191 201H193V199L191 200ZM197 200H196V198H195V202H196ZM200 201H201V199H200ZM203 201V200H202ZM201 201V202H202ZM235 201V202H234ZM244 201V200H243ZM4 202V201H3ZM42 202V201H41ZM82 202H84V206H85V200L84 201H82ZM82 202H81V204H82ZM106 202H107V200H106ZM126 202V201H125ZM131 202V201H130ZM135 202V201H134ZM165 203H167L168 202V199L166 200V201H164ZM204 202V201H203ZM212 202V201H211ZM228 202H230V201H227V203ZM238 202H237V204H238ZM100 203V202H99ZM128 203V202H127ZM197 203H199L198 201H197ZM208 203H209V201L206 203L207 205H208ZM1 204V203H0ZM10 204V203H9ZM14 204V203H13ZM69 204V203H68ZM78 204H80V203H78ZM101 204V203H100ZM152 204V203H151ZM160 204V203H159ZM212 204V203H211ZM222 204V203H221ZM226 204V203H225ZM237 204H235V205H237ZM15 205V204H14ZM99 205V204H98ZM153 205V204H152ZM173 205V206H172ZM191 205V206H190ZM209 205H210V203H209ZM73 206V205H72ZM130 206V205H129ZM155 206V205H154ZM169 206H170V210L169 211H166V212H164L163 210H167V208H169ZM197 206H199V207H197ZM211 206V205H210ZM229 206V207H228ZM41 207V206H40ZM83 207V206H82ZM134 207H135V205H134ZM152 207V206H151ZM172 207H173V209H172ZM200 207L202 208L201 210H200ZM215 207H216V204H215ZM215 207H212V208H214V209H217V208H215ZM77 208V207H76ZM84 208V207H83ZM96 208V207H95ZM98 208V207H97ZM154 208V207H153ZM160 208H166V209H160ZM185 208V209H184ZM208 208H210V207H208ZM232 208V209H231ZM77 209H79V208H77ZM82 209V208H81ZM87 209V208H86ZM89 209V208H88ZM136 210V209H135ZM154 210H155V208H154ZM189 210H187V211H189ZM234 210V209H233ZM82 211H84V210H82ZM86 211V210H85ZM95 211V210H94ZM186 211V212H187ZM34 212V211H33ZM88 212V211H87ZM108 212V211H107ZM106 212V213H107ZM137 212V211H136ZM151 212V211H150ZM149 212V213H150ZM153 212V211H152ZM162 212H164V214L162 213ZM168 212H173V214L172 213H170V215L169 216H167L169 213ZM177 212H178V214H177ZM226 212V215L227 216H225V217H227V218H225L226 220H224V219H222V217L225 215V214H223V213H225ZM77 213V212H76ZM80 213V212H79ZM85 213V212H84ZM92 213H94L93 211H92ZM102 213V212H101ZM141 213V212H140ZM113 214V213H112ZM136 214H138V213H136ZM152 214V213H151ZM155 214V213H154ZM156 214H157V212H156ZM172 214V215H171ZM180 214V216H178L179 217V219L177 218V219H175L176 218V216L177 215H179ZM228 214H229V216H228ZM73 215H75V214H73ZM77 215V214H76ZM103 215V214H102ZM116 215V214H115ZM158 215H156V216H158ZM209 215V217L208 218H210V221H209V223H206V220H205V217H207ZM223 215V216H222ZM5 216V215H4ZM3 216V217H4ZM89 216V215H88ZM88 216H86V217H88ZM94 216V215H93ZM106 216V215H105ZM107 216H109V215H107ZM117 216V215H116ZM218 216V219L216 218ZM96 217V216H95ZM113 217V216H112ZM151 217V216H150ZM79 218V217H78ZM107 218V217H106ZM109 218V217H108ZM134 218V217H133ZM172 218V219H173ZM220 218V219H219ZM53 219V218H52ZM73 219H75V217L73 218ZM99 219V218H98ZM102 219V218H101ZM128 219V218H127ZM185 219H187V218H185ZM207 219V218H206ZM3 220V219H2ZM76 220V219H75ZM75 220H73V221H75ZM95 220V219H94ZM103 220V219H102ZM147 220V219H146ZM153 220V219H152ZM171 220V219H170ZM205 220V221H204ZM101 221V220H100ZM106 221V220H105ZM207 221V222H208ZM83 222H85V221H83ZM173 222V221H172ZM3 223V222H2ZM97 223V222H96ZM112 223V222H111ZM126 223V222H125ZM155 223H156V221H155ZM158 223V222H157ZM162 223V222H161ZM165 223V226H166V222H164ZM164 223L162 224L163 226H164ZM171 223V222H170ZM186 223H189L187 226H186ZM72 224V223H71ZM75 224V223H74ZM91 224V223H90ZM109 224V223H108ZM6 225V224H5ZM88 225V224H87ZM97 225V224H96ZM149 225H151V226H153L152 224H149ZM161 225V226H162ZM173 225V224H172ZM73 226V225H72ZM89 226V225H88ZM107 226V225H106ZM110 226V225H109ZM147 226V225H146ZM155 226H157V227H155ZM159 226H160V224H159ZM169 226V225H168ZM177 226H176V228H177ZM97 227V226H96ZM105 227V226H104ZM123 227V226H122ZM148 227V226H147ZM150 227V226H149ZM173 227V226H172ZM2 228V227H1ZM85 228V227H84ZM90 228V227H89ZM111 228V227H110ZM114 228V227H113ZM125 228V227H124ZM142 228V227H141ZM157 228V229H156ZM175 228V229H176ZM187 228H188V230H187ZM192 228V227H191ZM69 229V228H68ZM105 229V228H104ZM149 229H151V227L149 228ZM97 230V229H96ZM124 230V229H123ZM139 230V229H138ZM142 230V229H141ZM170 230V229H169ZM172 230H174L173 228H172ZM178 230V229H177ZM212 230V231H211ZM99 231V230H98ZM98 231H95V233L96 232H98ZM101 231V230H100ZM122 231V230H121ZM125 231V230H124ZM146 231V230H145ZM185 231V230H184ZM89 232H90V230H89ZM137 232V231H136ZM173 232V231H172ZM92 233H94V232H92ZM140 233V232H139ZM138 233V234H139ZM164 233H166V234H164ZM179 233H180V231H179ZM144 234V233H143ZM148 234H149V232H148ZM171 234V235H170ZM210 234H211V236H212V234H213V236H212V239H210V240H208V237H210ZM150 235V234H149ZM151 235H154V234H152L151 233ZM165 235V236H164ZM175 235V234H174ZM181 235V234H180ZM169 236V237H168ZM177 236V235H176ZM190 236V237H191ZM113 237V236H112ZM139 237V236H138ZM152 237V236H151ZM181 237V236H180ZM175 238V237H174ZM173 238V239H174ZM183 238V237H182ZM135 239V238H134ZM139 239V238H138ZM142 239V238H141ZM184 239V238H183ZM128 241V240H127ZM174 241H175V239H174ZM178 241V240H177ZM185 241V242H186ZM1 242V241H0ZM81 242V241H80ZM79 242V243H80ZM101 242V241H100ZM115 242V241H114ZM123 242V241H122ZM148 242V241H147ZM185 242H184V244H185ZM123 243H125V242H123ZM137 243V242H136ZM175 243V242H174ZM181 243V242H180ZM187 243V244H188ZM2 244V243H1ZM101 244V243H100ZM112 244V243H111ZM134 244H135V242H134ZM138 244H139V242H138ZM176 244V243H175ZM184 244H182V245H184ZM187 244H185V245H187ZM102 245V244H101ZM113 245V244H112ZM140 245V244H139ZM138 245V246H139ZM108 246V245H107ZM133 246V245H132ZM136 246H137V244H136ZM141 246V245H140ZM139 246V247H140ZM167 246H169L170 248H168ZM93 247V246H92ZM111 247V246H110ZM122 247V246H121ZM187 247V246H186ZM108 248H109V246H108ZM112 248H115L114 247V245L112 246ZM117 248V247H116ZM1 249V248H0ZM110 249V248H109ZM184 249H189V248H185L184 247ZM2 250V249H1ZM82 250V249H81ZM94 250H96V249H94ZM111 250H113V249H111ZM128 250H130V249H128ZM132 250V249H131ZM130 250V251H131ZM141 252H140V251ZM127 251V250H126ZM113 252V251H112ZM119 252H120V250H119ZM123 253V252H122ZM138 253V254H137ZM187 253H188V251H187ZM10 254V253H9ZM121 254V253H120ZM78 255V254H77ZM112 255V254H111ZM116 255H118V254H116ZM137 255V256H136ZM145 255H147V254H145ZM177 255H178V257H177ZM94 256V255H93ZM162 257V259H161V261L158 259V257ZM196 256H197V258H196ZM90 257V256H89ZM149 257V256H148ZM2 258V257H1ZM10 258V257H9ZM77 258V257H76ZM91 258V257H90ZM185 259V258H184ZM5 260V258L3 259V261ZM78 260V259H77ZM199 260V259H198ZM2 261V260H1ZM188 261V260H187ZM193 261V262H192ZM11 262V261H10ZM74 263V262H73ZM141 263V262H140ZM200 263V262H199ZM211 263V264H212ZM76 264H77V262H76ZM80 264V263H79ZM85 264H86V262H85ZM195 264V263H194ZM196 264H198V261H197V263Z\"/></svg>",
    "mask_w": 264,
    "mask_h": 264
}]
</instances>
